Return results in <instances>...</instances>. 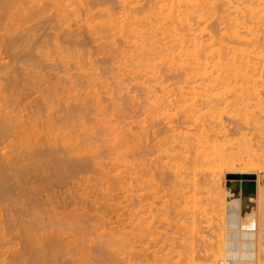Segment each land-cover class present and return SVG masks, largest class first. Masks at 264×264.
I'll return each mask as SVG.
<instances>
[{
	"label": "bare ground",
	"instance_id": "6f19581e",
	"mask_svg": "<svg viewBox=\"0 0 264 264\" xmlns=\"http://www.w3.org/2000/svg\"><path fill=\"white\" fill-rule=\"evenodd\" d=\"M3 1H5V0H3ZM3 1H1V2L3 3ZM39 1L40 0H6V2H4L2 4V6L0 7V16H1L0 20H2V21L4 20L3 22L0 21V22H2L0 24H3V25L0 26V28L2 26H4L5 28L3 27L4 28L3 30H5L4 32H6L7 28H11V27L13 28V26H15L16 24H19L23 20H26L29 16H33L32 18H34V16L36 17L37 13L41 12V15H43V17H44L46 11L50 12V11L54 10V13H56L55 15H57V17L60 18V21H58V22L59 23L62 22L63 25L67 24L69 26V29H70V27H72V25L74 23L76 24V22H78V24H79V19L83 17V16L81 17L82 14H80L81 12L78 10L79 7H80L79 4H81V7L83 5H84V7H86L87 5L89 6L86 9V17L87 18H85L86 19L85 23L84 22H80V23H84L85 26L87 24H90L88 27L86 26V28H90V29L93 28L94 31L91 30L92 33H90V34H92L91 37L95 36V37L98 38V37H100L99 35L103 34V36H102L103 38L102 37H100V38L107 39L105 31H107V32L111 31L112 32V30H115L113 32L117 33L116 32V28H115L116 25L114 27L112 26V25H114V23H117V25H118L119 23H122V22L126 23L127 22V24H128V21L130 20L129 24H131V26L125 27L127 24L123 25V23H122L119 26V28H117V31L119 32V33H117V35H119V39L122 40V43H120V46H122L121 44L124 43L123 46L125 45L127 48H129V49H127L125 47V50H128L129 53H131L130 51H134L132 48H134V49L136 48L135 49L136 53L134 52V54H132L133 53L132 52L131 53L132 55L129 54V56L132 58V64H133V61H134L135 64H133V65H136L137 68L135 66H134L136 68L135 70L132 69V68H131L132 70L127 68L130 71L128 70L129 74L126 73V72H125V74H127V76H130V77H128L129 79H127L125 77L124 80L126 81V79H127V80H130L131 82L135 83V85H136L135 90H136V88L140 89L141 92L143 93L142 94L143 96L141 95V98H142L141 100H143V102L142 103L139 102L140 104H138V108L140 109V111L143 109L142 113H143V115H146L145 116L147 118L146 121L147 120L152 121L154 119V121L158 122V124H162V123H159V121H157V119H155V118H157V116L161 115V114H162V116L166 117V121H164L165 124H163V125H165L164 129L161 130L160 132L162 134L165 133V134H168V135H167V137L165 135L164 138H163L164 135L162 136V138H163L162 140H164V141L160 140L158 137L161 135V133L159 134V131H154L156 129L155 126L150 128L149 127L150 125L147 124V122L145 121V118L143 120L146 123L143 122V121L139 122L138 123L139 126H140L139 128L136 127V126H138V124L137 125L135 124L136 126L134 124H132V125H134L136 127V129L137 128H138V130L140 129L139 132L138 131L134 132L132 129L130 130L128 128V126H127L129 120L125 123V119L126 118L128 119V117L130 116L129 113H128V115H129L128 117H126L125 114H124V116L120 115V117L122 116L121 119L123 120L124 124L122 122H120V121H119L120 122V124H119V122L116 120L117 119L116 116H115L116 117L115 120L117 122L113 121L114 117L109 119L108 117H110V116L112 117V114H113V116L115 114L117 115V113H114V112L117 111L118 114H119L121 109H123L124 105H123L122 108L119 106L121 108L120 109L118 107V105L116 106V104L119 103L117 101H116L117 103L114 101L115 105L113 104V105L110 106V102H109V104H105V103H108V101L105 102L102 99V97H101L102 95L99 94L102 91L101 92H98L97 90L95 91V88L98 86L97 84H100V87H101V83H102V82L99 83V80H101V79L96 81L97 84L95 83V78L97 77L94 74L95 73L94 72V70H95L94 67H96L95 65H93L94 67H92L93 71L91 73L94 76H96V77L93 78L94 80L91 79L90 82L87 79H85V80H87V83H86V81L84 82L83 80H81V82H79L76 79L75 80L77 82H75L73 77L71 79H68V81H69V82H67V83H69L68 85H67V83H64L62 85L63 81L60 84V80L59 79L57 81H55L57 83L54 85V87H55V89L57 88V90H58V91H56L57 94L60 91L59 87L61 85L64 86L66 84L68 86V89H65L63 87L62 88L63 90L61 89V91H60L61 92L60 96L63 95L62 93H64L65 95L67 93V95H68L67 98L68 99L64 98L63 96L59 97L60 106H59V103L57 105V106H59L58 107L59 109L57 108L58 110L56 111V113L53 112L52 114L47 116V120H45L46 122L39 121L38 118H37V120L39 121V123H38L37 120H34V119H36V117L41 116L40 114L43 113V110H42L43 108L42 107H41L42 109L40 107H38V109H39L38 112L40 111V109L42 111V112H39L40 114H37L36 110H35V112L31 113V114H35L36 113L37 116H35V118L33 117L34 119L31 118L30 114H29L28 117L26 116L28 118V120H27L26 117H23V118L21 117L20 118L18 115H15L14 113H15L16 109L11 111V108L14 109L15 107H17V105H16L17 103L19 105L21 103H19L16 100L13 99L15 101V103L13 101V103L15 105V107L13 108L14 105L12 103H11L12 106H10V105H9V107L7 106L8 105L7 103L11 101V100L10 101L7 100V98H9L8 96L6 98L7 102L4 100L5 99L4 97L6 96L5 94H8L9 91H10V90H8V93H7V90H6L7 87H8L7 84L8 85L10 83L12 84V82L9 83L10 79H9L7 84H6L5 81H3V82H5L4 83L5 86H7L6 88H4L5 86L3 87V85H1L3 83L0 82L1 83L0 87L3 88V89L0 88V103H1L2 99H3L2 101L4 102L3 106L1 105V107H0L1 108L0 109V141H1V143H0V146H1L0 147V165H1V167H0V170H1L0 171V207H3V204L6 205L8 202H12V198L13 199L15 197L18 198L19 195L23 196V198H24V195H25L26 196L25 198H28L27 196L31 193V196H32V194L34 192H30L29 194L27 193L28 194L27 195L25 191H27V189L29 188V185H31V184L33 185V184H36V183L38 184V187L37 188L35 187L36 189L34 188V190H38V188H39L40 195L41 194H45L46 198L49 200V202H48L49 204H47V205L52 206V202H54V201H52L51 198H57L58 199V197H56L57 195L55 193L57 187H55V186H58L59 184L61 185V183L64 184L65 180H67V178H69L73 172L74 173L75 172H79V171L83 172V170L86 171L85 169L88 168L87 166L90 163V162L88 163V161H89L91 156L89 157L88 161H86L88 164H86V162L84 161L85 163L81 162V164L78 165L79 162L77 163L76 159L79 160L80 158L78 159V158H76V156H75L76 159L72 158V153L74 155L75 154L76 155L77 154L80 155L82 153V151H83L82 145L85 146V144L87 142L85 141L86 142L85 144H83V141L79 143L78 141H79L80 137L77 140L78 137H76L75 136L76 134H74V138H76V139H74L72 137V130L75 129V125L74 124H76L78 121L81 122L80 120L83 119L84 115L87 116L86 113H88V111L90 112L91 111L90 109L93 108L92 110H95L96 114L98 112V115L100 114L101 117L104 116L103 119H101V120L99 119V120L100 121H102V120L104 121V123L102 124V127L104 128L105 132L107 131L106 132L107 133L106 136H108V137L112 136L113 138L111 137L110 139H108V144L106 142L108 150L105 149V150H107V153H108L106 155L109 158V160L111 161V163H110L111 167L109 166L110 170H107L108 167L103 162H101V161H100L101 163L100 162H94L95 165H93L92 168L94 166H101L102 167L104 165V168H101V167L98 168L97 167L99 169V171H102L99 174H101V177L102 176L103 177L102 178L100 177L99 180H102L103 182L101 181L102 183L100 184V186H98L99 183H97V182L99 180H97L96 183L98 185L96 183H94V186L96 188L94 186H92V184L90 185L89 184L90 182H89L88 183L89 184L88 187L90 188V186H91V188L92 189L95 188L96 191L98 189H99V191H100V189H102V191H104L103 193H105L104 196L102 195L103 193L101 194L102 198H105L106 200H102V201H104V204L102 203L103 206H101V204L99 202H97L98 200L95 201L93 199V201H91L92 199L91 200L90 199L89 200L86 199V202H87L86 204H88V201H91L90 202L91 204H95L96 205V203H97V205L100 204V206L102 207V208L98 207V208H101L100 209V213H98V214H97V212L99 211V209L97 208V209L94 210V213H96L94 215V217H93V214H91V212L89 211V208H84L83 207V209H78L77 206L75 208L78 209L77 210L78 213H79V210H82L83 211V213H82L83 216L87 217L90 221H91L92 218L96 221L95 222V221L92 220V223H90L89 226H91V224H94V222H95L96 224H94V226L92 225V228L94 227L95 232L97 231L98 233H100L97 236L98 237L97 241L98 242L100 241V244L99 243H97V244H99L100 247L102 245V247L100 248L99 245H98V247L100 248V251H98V253L101 252L104 255L105 252L106 253L110 252L109 254H112L111 256L113 257V260H114L113 264H115V262H116V264H120L118 260L120 259V257L123 256V254H124L123 251L126 252V250L127 251L130 250V251H128L130 253L127 252L130 255H126V254H124V255L127 256V258H128L127 260L130 261V262L127 261L129 264L131 263V259H133L132 262L135 263L134 262L135 254L133 255V253L136 252L135 251L136 244H132V242L135 243L136 241H134V240H137V239L135 238V236H133V237H131V238H133V240L131 242V240H129L131 238H129L130 236H128L129 235V233L127 232L128 230L126 229L127 231L124 230V232L122 233L123 228H121V227H124V224L127 225L126 221L129 219V217H132L133 215L131 214L132 216H130V214H129V216L127 217V214L126 213H122V209H121V213L125 214V216H126L124 220H126L128 218L126 221L123 220L124 217H123L122 214H120V208L124 207L122 205L123 201L122 200L119 201V199H118L119 197L117 198V196H119L120 192L123 191V187H124V190H125V188H126L125 186L129 187L131 185L129 188L134 190V188H132V185L134 187V184H133V182L135 180V176L134 175L137 174L136 176H138V175H141L140 173H142V171L145 172L144 170L151 171L153 169H155V170L157 169V171H158V169H161V171L163 169H167V170H170V169L193 170V171H196V172H198V173H200L202 175H205V177L202 180V182H203L202 184L205 185V186H207V185H211L212 186L213 190L215 191V193H214L215 200H219L220 196H224L226 198V205H227V209H228L229 212H228V219H227L226 224H219V222H217L215 224V226L212 227L213 233L211 234L210 239L208 240L209 242L207 241V243L205 244V250L203 251V254H202L203 257L201 256L202 258H200V259L203 260V263H201L202 261H199L200 263L196 262V260L198 261V259L195 260L193 258H188V260L192 259V261H189V263L192 262L191 264H216L217 261H219V259L221 257L228 256V257L232 258L233 261H237V260H248L249 261V260L255 259L257 264H263L264 263V235L260 234L259 236L258 235L256 236V234H254L255 232H253V233L251 232L250 234H248L249 232L248 233L247 232L244 233L243 236H245V237L249 236V237H251V239H254V241L252 240L253 242L250 239L251 243L248 244V246L251 249V253L247 254V253H239V251L238 252H232V251L227 252L226 251L227 249H236V250H238V249H240V247L244 246L243 244H241L239 242L227 241V240H230L231 237L237 238V237H239L241 235L239 233H237V232L236 233L235 232L234 233H230V232L226 231L227 228L234 229V228L238 227L239 200H242V199H241V196L234 189H232L230 187H226L224 185V183L222 182L221 176L224 175V174L235 175L237 173L254 174L256 172L264 170V15H263V18L261 16V18L263 20L259 19V20H261L259 22H257L258 19L257 20L255 19L256 22H254V20L253 21L244 20L245 19L244 15H243L244 19L242 21H240L242 19V14L244 13L243 12L244 10H241L243 13L241 12V15H240V14H238L236 12L233 14L232 11H231L232 9L228 10V11L225 9L227 13H230V11L232 13V17L229 16L230 14L227 15V17L234 18V16L236 15V17L237 18L239 17L240 20H236V22H234V23H230V22L227 23V21L225 20L227 18L226 17L225 19L223 18L226 21V23L224 21V22H222L223 23L222 25H219V23H218V26H217V25H215V24H217L216 23L217 21L216 22L214 21L215 22V24L213 23L214 25L212 23L211 24L209 23L210 16L206 15V14H209L206 11V9H207L206 6H205L206 9L203 8V9H205V13H204V11H201V10L199 12V10L196 9V11H198V14L202 12L201 13L202 15L204 14V15H206V18L208 17V20L206 18H203V20H202V15L201 14H199V15H201V17L198 16L197 12L194 11V12H196V13H194L192 11V9L191 10L188 9L189 7L185 8V10H184L182 8L183 6L181 5L182 6L181 8L183 9V11L184 12L186 11V15L188 14L187 17L189 16V18H190L191 15H193V17L196 16L195 19H197V16L201 18L199 20L202 21V22H200V21L195 22V21H193L194 19L192 17H191L192 21H191V18L189 19L187 17L186 18L183 17L184 16L183 14H185V13H182L181 9H180L181 11H179L178 8L180 6L178 5L179 7H177V5H176L177 4L176 3L177 0H175V3L174 4L172 3V5H171L170 2H173V0H171L170 2L168 0H166V1L163 0L162 2L164 4L166 2H168L170 4L169 6L166 5V4L164 6L162 4L161 10L163 12H165V13H162V11L158 12V10H156V9H155L156 10V13H155V10H152L151 14H150V12L148 14H149V17L151 15L154 16V17L151 16L150 18L153 17L155 19L154 20L155 22L153 21V23H155V24H153L150 20H148V21H150L151 25L147 26V24L149 22L146 21L145 22L146 25H144V23H143V25L145 26L144 27V26H142V24L140 23L138 18L137 19H138L139 22L137 20L135 21V19H136L135 17H139V15L137 16V14H136V16H135V14L133 15L131 11H130V13L129 12H125L126 11V7L128 8V4L127 5L125 4L126 5L125 11L124 12L121 11V12L122 13H128V14L132 15L133 17H130V15H129V17L125 15L126 17H128V20H126V17H125V21L123 20V21L120 22V20L118 18H116V15H117L116 13L118 12L117 10L115 12L114 11L115 9L112 10V8L106 7L105 4L103 6H105L106 9H105V7H103V8L99 7L101 10L100 9L97 10V8H98L97 6H99V4L102 6V4H103V3H101L102 1L100 2V0H87V2H84V0H83L84 4L81 2L82 0H78V2H76V0H74V1L73 0H45V1L43 0L44 2L41 0L42 1V3L40 2L41 4H39ZM71 1H73V2H71ZM117 1H119V0H117ZM130 1L131 2L133 1L132 3L136 2V0L135 1L134 0H129V2ZM159 1H161V0H159ZM200 1L198 2L196 0V2H195V0H192V1H190L191 3L187 2V1L186 2L188 4L190 3L191 4V5L189 4L190 6H192V4L194 2L193 7L198 2L197 5H199V7H200V6H202V4H204V3H201L202 1L201 2ZM208 1H210V0H208ZM75 2L78 3L76 6L79 5V7L77 9L76 8H74V9L72 8V5ZM109 2L113 3L114 1H109ZM109 2H108V4H110ZM145 2H146V0H145ZM182 2L180 4H183ZM215 2H217V1H215ZM223 2H222V4H223ZM257 2L261 3V1H257ZM105 3H107V2H105ZM115 3H118V2H115ZM119 3H118V5H121ZM132 3H131V5H129V7H131L132 9H135L138 6V4L135 3V5H132ZM137 3H139L138 0H137ZM211 3L213 4V6L216 4V3L214 4L213 2H211ZM152 4H153V2H152ZM154 4H156V2ZM217 4H218V2H217ZM141 5H142V3H141ZM173 5H174V7H173ZM207 5L209 6V3ZM225 5L226 4H223V6H225ZM45 6H47V7H45ZM124 6H122V7H124ZM133 6H135V8ZM157 6L159 7V5H157ZM157 6H156V8H157ZM163 6H164V8H163ZM220 6H222V5H220ZM220 6H218L219 8L217 7V9H218L219 12L220 11L222 12V10H219V9H221ZM257 6H259V5H257ZM262 6L264 7V5H262ZM43 7H45V9L47 8L49 10L46 9V11H45V9ZM95 7H97L95 10H97L98 12L101 11V12H99L100 14L102 12L104 14L107 13L110 17L114 18V19H112L109 16H107V17L110 18L111 21L113 20L112 23L110 24V23L106 22V21L109 20L108 18L105 21L102 20V22H104V23H102L100 20H98V21H100L101 23L100 22L97 23L95 21V20L98 19V18H96L97 12L94 10ZM120 7H116V8L119 9ZM122 7H121V9H119V11L123 10ZM138 7L140 8L141 6H138ZM142 7H144V6H142ZM202 7H204V5ZM232 7L234 8V6H232ZM253 7H255V5ZM260 7L261 6H259L258 8H260ZM131 8H130V10H131ZM149 8H150V6H149ZM195 8H196V6H195ZM39 9H40V11H39ZM164 9H166V11L168 9V12H166ZM175 9L176 10L178 9L177 10L178 12L175 11ZM198 9H201V8H198ZM214 9H212V12L214 11ZM217 9H215L216 13H217V11H216ZM260 9H262V7ZM41 10H43V12ZM110 10L115 12V14H113L112 11H110ZM137 10H140V9H137ZM189 10L191 12H193V13H191ZM253 10L257 11L258 9H256V10L253 9ZM253 10H251L250 13L253 12ZM37 11H39V12H37ZM148 11H150V10H148ZM187 11H188V13H187ZM263 11H264V8H263ZM121 12H119V13L122 14ZM176 12H177V14H174ZM219 12L217 14L220 15ZM226 12L224 11L222 13L225 14ZM237 12H239V11L237 10ZM257 12L256 13L254 12L255 15L253 13H251V14H253L254 16L257 17V15L259 14V13L257 14ZM259 12H261L260 14H262L261 10ZM51 13L52 12H50V14ZM152 13H154V14H152ZM158 13L161 16H163L162 14H164V16L160 17L158 15ZM166 13H168L169 16L166 15V17H165ZM53 14L50 15L51 18H52V16H55ZM84 14H85V12H84ZM41 15L39 13V15H37V16H40V18H41L42 17ZM106 15H102V16H106ZM174 15H176L177 18ZM245 15L247 16V13ZM259 15H258V17H259ZM50 16L47 15L46 17H50ZM145 16H147V15L145 14ZM214 16L216 17L218 15H216L214 13ZM43 17H42V19H43ZM46 17H44V18H46ZM97 17H99V16H97ZM119 17L121 18L122 16L119 15ZM220 17H221V15H220ZM224 17H225V15H224ZM236 17L234 19L228 18V20H230V21L233 20L234 21L235 19H237ZM130 18H132L133 20H131ZM139 18H143V17H139ZM156 18H158L159 21L158 20L156 21ZM166 18H168L167 20L170 19V21H166ZM247 18L251 19L250 16H247L246 19ZM29 19H31V17L28 18L27 20H29ZM39 19H37V20H39ZM42 19L39 20L38 23H40L42 21ZM88 19H90V20H88ZM91 19L92 20L95 19L94 20L95 22L92 21ZM115 19L119 20V21H116ZM161 19L165 20V21H161ZM204 19H206V20H204ZM214 19L216 20V19H218V17H216ZM30 21L28 22L29 25H30ZM34 21H33V23L36 22V21L35 22ZM73 21H74V23H72ZM134 21L136 22V24L138 22V24H137L138 26L135 24ZM211 21H212V19H211ZM221 21H222V19H221ZM221 21L219 20V22H221ZM24 22L25 21H23L22 24ZM66 22H68V23H66ZM132 22L136 26H132L133 25ZM203 22L204 23L208 22V23H206L207 25H202L201 23H203ZM31 23H32V21H31ZM62 23H60V24H62ZM91 23L93 25H95L96 23L97 24L100 23V24L99 25H95V27L94 26L92 27ZM25 24H27V23L25 22ZM75 24H74V26H75ZM84 25H82V26H84ZM21 26H24V24L21 25ZM80 26H81V24H80ZM116 27H118V26H116ZM14 28L17 29L18 27L15 26ZM31 28L33 29V27H31ZM31 28L29 30H31ZM113 28H115V29H113ZM62 29H64V28H62ZM67 29L68 28H66V30ZM8 30L9 31H7V32L10 33V29H8ZM87 30H89V29H87ZM13 31L15 32L16 30H13ZM71 31H73V29ZM78 31H79V29H78ZM14 32H12V34ZM32 32H33V30L31 31V33ZM20 33L18 34L19 36H20ZM31 33H30V36H29V34L27 36L31 37L32 36ZM73 33H72V35H73ZM79 33H82V32L79 31ZM115 33H112L113 35L111 33H109V34L114 37V35L116 36ZM5 35H7V37L9 38L10 34L6 33ZM87 35H89V34H87ZM68 36H69V34H68ZM12 37L14 38V35L11 36L10 39H12ZM77 37L80 38L81 36H78V35L75 36L74 40H76ZM3 38H4V36H3ZM16 38H18V37H15L14 40ZM24 38H26V37L24 36ZM97 38H94V39H96L95 40L96 42H100V41L102 42L103 41V40H98L97 41ZM109 38L112 39V37H109ZM115 38L116 37H114V40H115ZM21 39H23V37ZM86 39H87V37H86ZM90 39H92V38H90ZM117 39H118V36H117ZM8 40H6V41H8ZM19 40H20V38H19ZM19 40L17 39V41H19ZM91 41L93 42V40H91ZM113 41L110 42V43L114 45ZM78 42H80V41L78 40ZM96 42L94 43V45L96 44ZM106 42H108V40L105 41V43L103 42L104 45H106ZM109 42L107 43L108 45H109ZM114 42L117 43V41H114ZM7 43L9 44V42H6V45H7ZM86 43H88V42H86ZM100 43H99V45L97 43V45L100 46ZM158 43H161L160 46L157 45ZM91 44L93 45V43H91ZM102 44H101V46H102ZM97 45H96V47H97ZM116 45H118V44H116ZM155 45L158 46V47L156 48ZM12 46L14 47L13 44H12ZM12 46L10 47L11 49L13 48ZM30 46H32V45H30ZM120 46H118V47L114 46V47H115V49H117V48L119 49V48H121ZM123 46H122V48L124 50ZM16 47H15V49H16ZM151 47H154L156 49V51H158V49H160L159 53L162 54L164 52L165 57H164L163 54H162L163 57H161L162 55L159 54L158 52H156L154 48H152V50H151ZM111 48H113V47H111ZM6 49H5V51H6ZM27 49H29V46L27 47ZM27 49H26V51H27ZM32 49H33V46H32ZM118 49H117V51H119ZM147 49H148L149 52L147 51ZM12 50H14V49H12ZM106 50H108V48ZM106 50H103V51L99 50V51L103 53V52H107ZM110 50H111V52H113V49H110ZM8 51H9V45H8ZM121 51L122 50L119 51V54L117 56L120 55V57L123 56V58L126 57L125 59H128L129 57L126 55L127 51H125L126 52L125 56L121 53ZM146 51H147V53H146ZM85 52H87V51H84V56L86 54ZM111 52H109V51L107 52L108 54L110 53L109 56H112ZM155 52L159 54V57H156L157 54ZM74 53L76 54V52H74ZM77 53L79 54L80 52H77ZM23 54H25V51H24ZM28 54H29V52H28ZM8 55H9V52H8ZM69 55H70V53H69ZM80 55L82 56L81 53H80ZM93 55H95V54H93ZM100 55H102V54H100ZM145 55H148V57L145 56ZM10 56H11V54H10ZM30 56H31V54H30ZM72 56H73V54H72ZM81 56L79 57L80 60L82 59ZM88 58L85 57V59L84 58L83 59L84 60H86V59L88 60ZM105 58H106V56H105ZM131 58H129V59H131ZM165 58H166V63L169 62V64H167L169 66H166L167 69L165 70L166 73L164 74L161 71L162 68H160L161 70L159 71V68H158L159 66L157 67V65H155V64L158 62V59L161 61L160 64L162 63L163 60L165 62ZM16 59H18V58H16ZM23 59H25V58H23ZM72 59H74V58H72ZM107 59H109V57ZM120 59H118V60L120 61ZM111 60H113V59H111ZM118 60H116V61H118ZM156 60H157V62L155 63L154 61H156ZM23 61H25V60H23ZM90 61H92V60H90ZM107 61H109V60H107ZM122 61H121L120 65L124 62L123 64H126L125 66H127V63L129 61H131V60H128V61L126 60V61H123V62ZM135 61H137V63ZM26 62H27V59H26ZM125 62H127V63H125ZM152 62L154 64H152ZM67 63H68V61H67ZM88 63H89V61H88ZM107 64H111V63H109V62L106 63V66H107ZM4 65L5 64H3V66ZM90 65H89V67H90ZM118 65H119V62H118ZM129 65L131 66V64H129ZM129 65L127 67H129ZM143 65H144V69L145 70L148 68L146 71L145 70L142 71L143 68H141L140 66L143 67ZM85 66H86V69H87L88 66L86 64H85ZM119 66H118V69L120 68ZM79 67H77L78 70L82 68V67L81 68H79ZM112 67H114V66H112ZM92 68L90 67L89 69H92ZM139 68H141V69H139ZM9 69H10V67H9ZM122 69H124V68L122 67ZM137 69H139L140 71H138ZM7 70H5V71H7ZM106 70H108V69H105L104 71H106ZM113 70H115V69L113 68ZM133 70L134 71L137 70V71L133 72ZM10 71H13V70L10 69ZM84 71H85V68H84ZM84 71H82V72H84ZM122 71H121V74H122ZM131 71H132V73H131ZM167 71H168V75H169V73L171 74V77H170V75L168 77L166 76L167 75ZM8 72H7V74H9ZM15 72L13 71V74H11L12 72H10V74H11L12 77L16 78L17 76H14ZM42 73H44V71ZM113 73L111 75H114ZM4 74H5V72H4ZM7 74H6V76L5 75L4 76L8 77L9 75L7 76ZM38 74H41V73H38ZM38 74H36V75L38 77H41ZM125 74H124V76H125ZM172 74H173V76H172ZM4 76H2V77H4ZM26 76H25V78H26ZM28 76H30V74ZM79 76H81V75H79ZM85 76L87 78L88 75L84 74L83 78ZM116 76H118V75L115 74V77H114L115 79L113 78L114 80L117 79ZM119 76H121V75L119 74ZM18 77H19V75H18ZM18 77H17V79L19 80L20 78H18ZM43 77H45V76L43 75ZM58 77L59 76H57V78ZM77 77H78V75H77ZM77 77L75 76V78H77ZM122 77H123V74H122L121 78ZM25 78L23 80L24 83L26 82ZM42 78H38V80H40ZM83 78H81V79H83ZM104 78L105 77H103L102 80L106 79V78L105 79ZM46 79L50 80V77L46 78ZM108 79H109V77H108ZM14 80L15 79H13L12 81L14 82ZM33 80H35L34 77H33ZM111 80L112 79H110V81ZM124 80L122 78L123 82H124ZM27 81H28V77H27ZM58 81H59V83H58ZM19 82H20V80H19ZM30 82H32V81L30 80ZM92 82H93V84L95 83L97 85L96 86L94 84L95 87L94 88L92 87L94 90H92L91 87L88 88L89 86H91L90 83H92ZM103 82H105L103 84V86L104 85L106 86L107 82L106 81H103ZM127 82L128 81H126V84H127ZM130 83L128 82V85ZM42 84H43V82H42ZM84 84H87L88 86H84ZM10 85H9V88L13 90V88H15L17 86V83L13 84V85H15L13 88H11L12 85L11 86ZM25 85H27V84H25ZM51 85L53 86L52 82H51ZM116 85H117V83H116ZM128 85H124V87L127 86V90L129 89L130 91H132V89L128 88ZM107 86H108V84H107ZM118 86L121 87V85H118ZM43 87L47 88L46 85L43 86ZM49 87H51V86H49ZM83 87H87L88 89H91L90 91L88 90L89 92L84 93V94H87V95H84L83 92H81V91H83L82 90ZM98 87H97V89H98ZM109 87H112V86H110V84H109ZM87 88L85 90H87ZM4 89H5L6 92L4 91ZM33 89H35V88H33ZM102 89L103 88L101 87V90ZM12 90H11V93H12ZM22 90H23V93H21V94L24 95V89H22ZM31 90L29 89V91H31ZM85 90H84V92H85ZM108 90H109L108 92L110 93L111 89H108ZM25 91H28V90H25ZM62 91H64V92H62ZM122 91L124 92L125 90H123V88H122ZM13 92H15V90ZM40 92L42 93V91H40ZM133 92H135V91H133ZM133 92L132 93L130 92V93L133 94ZM17 93H18V91H17ZM17 93H15V94L17 95ZM72 93L73 94L75 93L74 96H73ZM116 93H117V91H116ZM1 94L2 95L4 94V96L2 97ZM49 94H47V95H49ZM53 94H54V91H53ZM126 94L127 93H123V96L126 95ZM8 95H11V94H8ZM70 95L73 98H75V99H73L74 103L73 102L71 103L72 98H69ZM106 95L109 96L108 94H106ZM114 95H115V93H114ZM135 95H137V94L135 93ZM135 95L133 97H131V96L130 97L136 99L139 96V95H137V97H136ZM15 96L13 98H15ZM52 96L56 97V94H54ZM118 96L120 98H122L121 97L122 95H118ZM48 97H47V99H49V101H50V97L49 98ZM57 97H58V95H57ZM103 97L107 98L106 96H103ZM112 97H113V95H112ZM114 97H116V96H114ZM127 97H128V95H127ZM19 98H20V95H19ZM42 98H43V96H42ZM43 99H45V98H43ZM55 99H57V98H55ZM139 99H140V97H139ZM139 99L137 98L135 100V102L136 101H140ZM69 100H71V101H69ZM111 100H113V99L111 98ZM129 100H130V98H129ZM38 101H37V103H38ZM25 102H27V99H26ZM56 102H58V101H56ZM123 102H124V100H123ZM33 103H34V100H33ZM42 103H44V102H42ZM127 103H124V104H127ZM134 105H135V103H134ZM36 106H38V105H36ZM36 106H35V108H36ZM41 106H43V105H41ZM51 106H52V104H51ZM43 107H46V106L44 105ZM47 107H48V105H47ZM53 107H55V106L53 105ZM140 107H143V108H140ZM49 108H51V107H49ZM135 108H137V106H135ZM7 109H8V111H7ZM19 109H20V107L18 108V111H19ZM132 109H134V108H132ZM49 110L50 109H48V111ZM52 110H53V108H52ZM112 111H114V112H112ZM123 111H125L127 113L128 110L127 111L123 110ZM45 112H46V110H45ZM50 112H52V111H50ZM91 112H93V111H91ZM240 112H243V113L245 112L244 114H246V115H243V117H241L238 114ZM23 113H25V110H23ZM93 113L95 114V112H93ZM120 113L122 114L123 112L121 111ZM243 113H241V114H243ZM91 114H90V116H93V114L92 115ZM155 115H157V116H155ZM24 116H25V114H24ZM136 116H138V115L135 114V117ZM88 117H89V115H88ZM25 118H26V120H24ZM41 118H44V117H41ZM41 118H39V119H41ZM93 118H91V120ZM138 118H139V116H138ZM159 118L160 117H158V120H159ZM162 118L163 117H161V119ZM140 119H141V117H140ZM91 120H88V121L91 122ZM96 120H98V119H96ZM83 121H86V118ZM83 121H82V123L78 122L79 124H82V125H79L80 128H82V129H84L85 127L87 128V126H88V124H87L88 122L86 123V122H83ZM154 121H152V123ZM136 122H138V121H136ZM78 123L76 125H78ZM95 123H96V121H95ZM95 123L92 121L91 125L95 124ZM141 123H144L145 125L144 124L142 125ZM71 124H73L72 126H74V128L73 127L70 128ZM122 124L124 126H122ZM154 125H156V124L154 123ZM99 126L100 125H98V127ZM156 126H159V125H156ZM92 127H88L87 128L88 133L89 132L93 133L90 130V128L92 129ZM76 129L79 130V127L76 128ZM94 129H95V126H94ZM78 130H73V131H78ZM96 130H97V128H96ZM151 130L154 132V134L152 132L153 136L158 133V136L157 135L155 136L158 139L154 137L155 138V140H154L155 144H153L152 146L150 145V143L148 145V142H147L149 140L148 136L150 135ZM80 131L78 132L77 135H79V133H81ZM98 131L100 132V130H98ZM254 131L256 133V137L259 139L258 140L256 138L257 139L256 141H258V143L260 145L258 143L255 144L256 146L259 145V148L257 147L258 149L257 148L255 149L253 147L255 145H252L250 149H242V152H240V155H238L236 157L234 154L229 153L228 149H224L221 146V141L227 139V137H230L231 136L230 134L233 133V132L236 133V134H242L244 137L247 138V135L249 137H251V136L253 137L254 134H255ZM85 132H86V130H85ZM105 132H103V133H105ZM249 132L251 134H253V135L248 134ZM89 134L86 133V134L83 135V133H81V135L83 136L81 138L83 139L84 136L86 135V137H88V140H89V138L91 139V136L93 137V135L90 136ZM87 135H89L90 137L87 136ZM94 135L96 136V134H94ZM166 138L170 139V140H168L169 142L166 141L167 140ZM254 138H255V136H254ZM86 140H87V138H86ZM143 140H145L144 143L147 142V143H145V146L143 144ZM90 141L91 140H89V142ZM6 142H8V143H6ZM90 143H91V145L90 144L89 145L86 144L88 147L91 146L90 149L87 146L86 147L88 149L86 147L85 148H86V151L89 150V152L90 151L92 152V148H93V146H92L93 144L92 143H94V144H96V143L95 142H90ZM96 145H98V144H96ZM96 145H95L94 149H96ZM102 145H99L98 148L101 147ZM101 149H102V151H104L103 150V146H102ZM91 152H90L89 155H91V154H94V156L97 155V154H95L93 152L91 153ZM154 153H157V154L160 153L157 156L158 157H160V156L162 157L161 161L155 162V160L158 157H156V159H154V161L152 160L153 158H151L152 162H151V160L147 161L148 157H151L152 155H153V157H155ZM100 154H101V152L99 153V155ZM87 155H88V153H87ZM87 155L84 158H88ZM81 156H82V154H81ZM81 156H79V157H81ZM94 156H92V158H94ZM73 160H75V162L77 164ZM91 160H94V159H91ZM164 160H167V161L164 162ZM26 161L32 162V166H30L29 162H27L28 165L24 164V162L26 163ZM72 161L75 163V165H74V163ZM98 164H101V165H98ZM107 164H108V162H107ZM43 166L45 168H43ZM105 167H107V168H105ZM36 168L37 169L39 168V170H37ZM40 168L45 169L44 172H42L43 169H41V171H40ZM94 170L95 169H93V171ZM139 171H141V172L138 173ZM148 171H146V172H148ZM164 171L166 172V170H164ZM40 172L44 174V176H43L45 178V179L43 178L44 180L38 175ZM94 172H96V171H94ZM146 172L144 173L145 175L151 174V172L148 173V174H146ZM31 174L35 178L37 176L40 177V178H36V180H34L36 183H31L32 180H33V179H31V176H30ZM76 174H78V173H76ZM79 174H81V172H79ZM144 174H143V177H145ZM159 174L162 175V173H159ZM93 175H92V177H93ZM128 175H129V177H128ZM85 176H87V175H84V177ZM97 177H99V176H97ZM29 179H31V180H29ZM83 180H86V179L84 178ZM130 180L131 181L133 180V182H130ZM224 180H225V175H224ZM89 181H90V179H89ZM92 181H93V179H92ZM94 181H96V180H94ZM136 181H139V179L138 180L136 179ZM140 181H141V179H140ZM87 182L88 181H86V183ZM260 184H261V181L259 179L257 181V195L256 196H258L260 194L261 197H259V198L261 200V198H262L261 193L264 192V189L262 191V187L260 186ZM34 186L35 185H33V187ZM128 187H127L126 190H128ZM84 188H86V186H84ZM89 188H87L85 190H88ZM30 189H31V186L28 189V192H29ZM91 190H90V192H91ZM72 191H74V189ZM99 191H97V192H99ZM134 191H136V190H134ZM37 192L38 191H36V193ZM84 192L86 193V191H84ZM127 192H129V191H127ZM85 193H84L83 196H85ZM96 193H95V195H96ZM65 194H66V197L65 198L63 197L64 202L67 200V202L69 203L70 202L69 200L70 199L72 200L74 197L71 198L72 197L70 195L71 193L70 194L69 193H65ZM81 194H83V193H81ZM111 194L112 195L114 194V195L112 196ZM124 194H126V192ZM21 196H19V198ZM88 196H89V194H88ZM96 196H93V198L96 197ZM125 196H127V199H128V195H125ZM33 198H36V196H34ZM96 198H99V195ZM133 198H132V200L135 199V198L134 199ZM37 199H39V198L37 197ZM57 199H55V200H57ZM80 199L84 200L83 197L80 198ZM124 199L125 198H123V200ZM19 200L21 201V203H18V202H20ZM30 200H32V199H30ZM36 200H35V202H36ZM73 200H75V199H73ZM99 200H100V198H99ZM33 201H31V205L34 206V209L31 206H29V207L32 208L31 209L32 212H35V214H37L38 218L42 219V216H40L41 215L40 213H42V211H44V212L47 211L48 212L49 210L48 209L46 210V208L44 209V208H42L40 206H35L36 204H35V202L33 203ZM38 201L36 203H38ZM50 201H52L51 204H50ZM57 201H55V203ZM94 201H95V203H92ZM124 201H126V199ZM252 201H254V198L252 199ZM13 202L16 205L17 204L18 205L21 204L19 206L20 208H16L15 207L16 209H18V210L20 209L21 210V211L19 210L21 212V214H23L25 212V210L28 209L26 207L27 203L25 204L21 199H18V201H14L13 200ZM22 202H23L24 205L22 204ZM80 202L82 203L81 200H80ZM134 202H135V200H134ZM40 203H41V200H40ZM40 203H38V204H40ZM58 203H60V202H58ZM71 203L74 204V202H71ZM81 203H80V205H81ZM124 203L126 204V202H124ZM66 204H64V208L65 209H63L62 213H58L57 210H55V212L49 211L50 213L45 215V213L43 212L44 215H43V213H42V215L43 216H48V218L47 219L43 218L42 220H40V219L38 220V218H37V219H35L37 221L32 222V221H34V220H32L31 221L32 223L28 222V221H30L29 218H28L29 217L28 215H30V214L26 213V212L25 213L27 214V218H28V221H26V222H25V219L23 218L24 216L23 217L19 216L20 214L18 216L23 218V221H22L21 218L17 219L15 216H14L15 219L13 217H12V219H10L11 218L10 217L7 221H4L6 218H4V220L0 219V257H2V256L3 257L4 256L7 257V254L10 253V254H12L14 256L13 257V259H14L13 262L15 261L16 264H60L61 259L63 257L64 258L69 257L68 255H71L73 258H74L73 255H75V257H76L77 253L76 254H74V253L76 252V250L79 251L80 248H83L82 245H83V241H85V240L81 239V236H80L81 233H78L76 231V230L79 231V229H78L79 227L73 229L74 228L73 225H76V224H74L75 222H72L73 221L72 218L74 216L73 215L74 212L73 213H72V211L68 212L69 204H68V206ZM75 204L77 205V203H75ZM28 205H30V203ZM127 205H128V208H129V206L130 207L132 206L131 204L129 205L128 203H127ZM253 205H254V203H253ZM58 206H61V205H58ZM92 206L94 207V205H92ZM78 207H79V202H78ZM86 207H87V205H86ZM94 208H96V207H94ZM132 208L133 207H131V209ZM0 209L2 210V208H0ZM7 209H9V207ZM73 209H74V207H73ZM252 209L254 210V207ZM125 211L126 210H123V212H125ZM8 212H9V210H8ZM27 212H28V210H27ZM29 212H30V210H29ZM135 212H136V210L133 213H135ZM13 214H14V212H13ZM82 214H81L80 217H83ZM23 215H25V214H23ZM90 215H92V216H90ZM262 217L264 218V216H262ZM81 219H79V220H81ZM135 220H137V217H136ZM129 221H130V219H129ZM217 221H218V219H217ZM261 221H260L261 224H260L259 227H260V232L263 233L264 232V220H261ZM80 222L78 221L77 223L80 224ZM87 222H89V221H87ZM127 223H128V221H127ZM132 223H134V221ZM132 223H131V227H132V225H134ZM135 223H136V221H135ZM141 223L140 224L137 223V224L140 226ZM122 224H123V226H122ZM71 225L73 227H71ZM141 226H143V225H141ZM149 226L151 227V224H149ZM134 227H136V225ZM126 228H128V227L126 226ZM140 228H143V227H140ZM140 228H139V230H140ZM88 229H90V228H88ZM124 229H125V227H124ZM72 230H75L77 232V234H79V235H77V234L75 235V233L72 232ZM145 230L144 231L140 230V232L143 231V233H144V232H146ZM84 231H86V230H84ZM84 231H82V232L84 233ZM125 232H126V235L128 234L127 236L124 234ZM132 233L134 234L135 231L134 232L132 231L130 235H133ZM143 233H142V237H144V235H145ZM12 234H14V236H17V237L19 236V238L22 240V242H24V246H22V247H24V249H21V250L15 249L17 247V245H16L17 243L14 245L15 242L12 240L13 237H11V239H10V236H12ZM151 234L153 235V232H151ZM151 234H148V235H151ZM85 235H87V234H85ZM139 235H136V237L139 236ZM78 236H80V237H78ZM148 237L145 238V239L148 240ZM92 240H93V238H92ZM94 240H95V238H94ZM94 240L92 242H95ZM141 241H145V240L143 239ZM141 241H140V243H141ZM12 242H13V244H12ZM128 243L132 244V245L130 246ZM84 244H87V243H84ZM145 244H146V242H145ZM245 244H247V243H245ZM122 246L124 247L123 250H122ZM246 246L247 245H245V247ZM128 247H130V248H128ZM90 248H92V247H90ZM133 248H134V251H133ZM136 248H138V245H137ZM103 249L107 250V251L103 252L104 251ZM80 250H82V249H80ZM88 250H90V249H87V251ZM85 251L83 250V253H82V251H80L82 253V254L80 253V256L81 255L85 256ZM120 251H122V252H120ZM96 252H95V255H97ZM131 252H133V253H131ZM106 253H105V255H106ZM10 254L8 256H10ZM90 255H92V253H90ZM99 256H102V255L100 254ZM128 256H130V257L133 256V257L131 259H129ZM143 256L141 258H143ZM157 256H158V254L156 255V257ZM163 256H165V255H163ZM85 257H87V255ZM88 257H90V256H88ZM64 258H63V260H64ZM87 258H85V259H87ZM91 258L92 257H90V259ZM135 258H138V256L135 257ZM145 258H144V261H145V263L147 262V264H148L149 262L146 261ZM7 259H8L7 260L8 262H11V260L9 261V257H7ZM69 259H71V258H69ZM92 259H94V257ZM105 259H107V257ZM105 259L104 260L102 259V260L105 262ZM75 260H76V258H74V261ZM96 260H97V258H96ZM98 260H100V259H98ZM113 260H111L110 262H112ZM123 260H124V258H122V261ZM7 261L4 258L0 259V264H9ZM69 261H70L71 264H78V263L81 264L82 263L81 262L82 258H80L79 261L76 260L77 262H75V263H74L73 260H69ZM122 261H121V263H123ZM124 262H126V260ZM93 263L95 264L96 262L93 261ZM133 263H131V264H133ZM164 263H166V262L164 261ZM65 264H67V262ZM222 264H225V263H222ZM227 264H229V263H227Z\"/></svg>",
	"mask_w": 264,
	"mask_h": 264
},
{
	"label": "rangeland",
	"instance_id": "374dc122",
	"mask_svg": "<svg viewBox=\"0 0 264 264\" xmlns=\"http://www.w3.org/2000/svg\"><path fill=\"white\" fill-rule=\"evenodd\" d=\"M1 1H3V0H0V7L2 6V4L4 3V2H6V0L5 1H3V3L1 2ZM43 1V0H42ZM42 1L40 0L39 1V4H41L42 3ZM45 1V0H44ZM43 1V2H44ZM74 1V0H73ZM73 1H71V2H73ZM102 1V2H101ZM107 2V3H105V2ZM109 1H114L113 3L112 2H109ZM135 1V0H134ZM158 1V2H157ZM163 0H161V1H159V0H146V2H145V0H138V2L139 3H137V0H136V4H138V6H141L140 8L138 7H136L137 9H140V10H137L136 8H135V6H133L135 9H132L131 7H129V5H131V3L133 2H129V0H119V1H117V0H100V2L101 3H103L102 4V6L99 4V6H97V7H95L94 8V10L97 8V10H99L100 8L99 7H109V8H112V10L113 9H115L114 11L116 12V10L118 11L116 14V18H118L119 20H120V22L121 21H125V17L126 16H128L129 17V15L130 14H128V13H122V12H124L125 11V7H126V5L128 4V8L126 7V11L125 12H129L130 13V11L132 12V14L134 15L135 14V16H136V14H137V16L139 15V17H143V18H139V17H135L136 19H135V21L137 20L138 21V19H139V21H140V23L142 24V26H144V25H146V21H148V20H150L152 23H153V21L155 20L153 17V15H151V16H153L152 18H150L149 17V12H150V14H151V12H152V10H158V12L159 11H162L161 10V7H162V4L165 6V4L166 5H170L168 2H166L165 4L162 2ZM166 1V0H165ZM169 2L171 1V0H168ZM183 1V2H182ZM190 2V1H192V0H177L176 1V5H177V7H179L178 9H179V11H181L182 10V13H185V14H183L184 16L183 17H187V15H186V11L184 12L183 11V9L185 10V8H187V7H189L188 9H192V11L194 12V11H196V9L197 10H199V12H200V10L201 11H204V13H205V9H206V11H207V13H209V14H206V15H208V16H210V18H209V23L211 24H215V22L217 23V24H215V25H217L218 26V23H219V25H222L223 23L222 22H224L225 20L227 21V23L228 22H230V23H234V22H236V20H240V18L238 19L237 17H236V15L234 16V18L236 17L237 19H235L234 21L233 20H228V18H230V17H232V13L234 14L235 12L236 13H238V14H240L241 15V10H244L242 13V19L240 20V21H242L244 18V20H250V21H253L254 20V22H256L255 21V19L257 20V22H259V21H261V20H263L262 18H263V15H264V11H263V6L262 5H264V0H210V1H208V0H197L198 2L200 1L201 3H204V4H202V6L204 5V7H202V6H200L199 7V5H197L198 4V2H197V4L195 5L196 6V8H195V6L193 7V5H194V2H193V4H192V6H190L191 4V2L188 4L187 2ZM215 1H217L218 2V4H217V2H215ZM229 1V2H228ZM235 1V2H234ZM253 1V2H252ZM257 1H261V3L260 2H257ZM41 2V3H40ZM76 2H78V0H76ZM75 2V3H76ZM80 2V1H79ZM82 3H83V0L81 1ZM84 2H87V0H84ZM99 2V3H100ZM108 2L110 3V4H108ZM115 2H120L119 4H121V5H118V3H115ZM122 2V3H121ZM124 2V3H123ZM126 2V3H125ZM142 3V5H141V3ZM149 2V3H148ZM152 2H153V4H152ZM156 2V4H154ZM183 3V4H180V3ZM195 2H196V0H195ZM209 3V6L207 5L208 3ZM211 2H215L214 4V6H213V4L211 3ZM221 2V3H220ZM222 2H223V4H226L225 6H223V4H222ZM233 2V3H232ZM74 3V4H75ZM135 3H132V5H135ZM168 3V4H167ZM171 3V5H172V3L174 4L175 3V0H173V2H170ZM206 3V4H205ZM229 5H228V4ZM254 3V4H253ZM72 5V8L74 9V8H78L79 7V5H80V7H79V11L81 12L80 14H82L81 15V17L83 18H80L79 19V24H78V22H76V24L74 23V21L72 22V23H74L75 24V26H74V24L72 25V27H70V29H69V26L67 25V24H64L63 25V23L62 22H60V23H62V24H60L58 21H60V18H58L57 17V15H55L56 13H54V10L53 11H50V12H52L51 14H50V12H47L46 11V9H45V7H47V6H45V7H43L44 9H45V11H46V13H45V15H44V17H46L47 15H52L53 13V15H55V16H52V18H51V16L50 17H46V18H44L43 17V15H41V12H39L40 11V9H39V11H37V12H39L40 13V15L43 17V19H42V17L40 18V16H37V15H39V13H37L36 14V17L34 16V18H32L33 16H29L28 18H30L31 17V19H29V20H23V21H25L27 24H28V22L31 20L32 21V23H33V21L35 22V23H31V21H30V25L28 26L27 24H25V22L23 23L24 24V26H21V25H23L22 24V22L23 21H21L19 24H16L15 26L16 27H18L17 29L16 28H14L15 26H13V28L11 27V28H7L6 30L7 31H9L8 29H10V33L9 32H4L5 30H3L5 27L4 26H2L1 28H0V82L1 83H3V84H1V85H3V87L5 86V82H6V84L8 83V81H9V79H10V81H9V83L10 82H12V87L11 88H13L15 85H13V84H15V83H17V86L15 87V88H13V90L12 89H10L9 88V85L7 84V86H5L4 88H6L7 87V93H8V90H10L9 91V93L8 94H11V95H8V94H5L6 96L4 97L5 99V101H6V98H7V96L9 97V98H7V100H11L10 102H8L6 105L9 107V105L10 106H12L11 105V103L14 105V103H15V101L14 100H16L17 102H19V103H21L20 105L17 103L16 105H17V107H15V105L13 106V108L14 109H12L11 108V111H13V110H15L16 109V111H15V115H18L20 118L22 117H28L29 116V114H30V116H31V118L32 119H34L35 118V116H37L36 115V113L37 114H40L39 112H42L41 111V109L43 110V113L42 114H40L41 116H39V117H36V119H34V120H37V118H38V120L39 121H42V122H46L45 120H47V116H49L50 114H52L53 112H55L56 113V111L59 109L58 107L60 106V102H59V97H64V98H67V93H66V95L64 94V93H62L63 95L62 96H60L61 95V89L64 87L65 89H68V84L69 83H67V82H69L68 81V79H71L72 77L74 78V80L76 79L77 81H79V82H81V80H83L84 82L86 81V83H87V80L90 82L91 81V79L92 80H94L93 78H95L96 76V78H95V83H96V81H98L99 79H101V80H99V83H101V87L103 88L102 90H101V87H100V84H95L97 87H98V89H97V87L95 88V91L97 90L98 92H101V93H99L100 95H102L101 97H102V99L106 102V101H108V103H105V104H109V102H110V106L111 105H113L114 104V101L116 102H119L118 104H116V106L118 105V107L120 106L121 108L123 107V105H124V107H123V109H121L120 107V109H121V111L123 112L122 114L119 112V114H118V112L116 111V112H114V111H112V112H114V113H117V115L115 114L114 116H113V114H112V117L110 116V117H108L109 119H111V118H113L114 120L113 121H120V122H122L123 123V120L121 119V117L122 116H124V114H125V116L126 117H128L129 115V117H128V119L126 120L125 119V123L128 121V124H127V126H128V128L131 130H133L134 132H136V131H138L139 132V130H138V128L140 127L139 126V122H145L146 121V115H143V113H142V111H143V109L140 111V109L138 108V104H140V103H142L143 102V100H141L142 98H141V95L143 94L142 92H141V90L140 89H137L136 88V90H135V87H136V85H135V83H133V82H131L130 80H127V79H129L128 77H130V76H127V74H125V72L126 73H128L129 74V71L130 70H132V69H136L137 67H136V65H133V64H135L134 63V61H133V64H132V58L129 56V54L130 55H132V54H134V52L136 51L134 48H132L134 51H130L131 53H129L128 52V50H125V45L123 46V44H121L123 47H124V50L125 51H127V56L129 57V58H131V59H129L128 57V59H125L126 57H124L123 58V56L122 57H120V55L119 56H117L118 54H119V51L120 50H122L121 51V53L125 56V51L123 50V48H122V46H120V43H122V40L121 39H119V35H117V33H119L118 31H117V28H119V26L123 23V25H126L127 24V22L125 23V22H122V23H119L118 25H117V23H114V25H112L113 27L116 25V26H118V27H116L115 26V28H116V32L117 33H115V32H113V31H115V30H112V32L111 31H109V32H107V31H105L106 33V37H107V39H102L103 37V34L102 35H99L100 37H102V38H100V37H95V36H92L91 37V35L92 34H90V33H92L91 32V30L92 31H94L93 30V28H86V26L88 27L90 24H87L86 26L84 25V23H85V21H86V19L85 18H87L86 17V9L89 7L88 5L86 6V7H84V3L82 4L83 6L81 7V4H79L78 6H76L78 3H76L75 5ZM105 4V6H103ZM115 4V5H114ZM125 6H124V5ZM152 6H151V5ZM211 4V5H210ZM236 4V5H235ZM253 4V5H252ZM259 5V6H261L262 7V9H260V8H258L259 6H257V5ZM109 5V6H108ZM157 5H159V7L157 6ZM179 5V6H178ZM183 7H182V6ZM189 5V6H188ZM201 5V4H200ZM217 5V6H216ZM220 5H222V6H220ZM255 5V7H253ZM75 6V7H74ZM111 6V7H110ZM114 6V7H113ZM122 6H124V7H122V9L123 10H120L119 11V9H121V7ZM142 6H144V7H142ZM149 6H150V8H149ZM155 6V7H154ZM156 6H157V8H156ZM164 6H163V8H164ZM167 6V7H168ZM205 6H206V8H205ZM216 6V7H215ZM218 6H220L221 7V9H219V10H222V12H226V10L228 11V10H231L232 11V13H231V11H230V13H225V14H223L221 11L219 12L218 11V9H217V7ZM229 6V7H228ZM232 6H234V8L231 7ZM106 7H105V9H106ZM116 7H120L119 9L118 8H116ZM152 7V8H151ZM173 7H174V5H173ZM176 7V8H177ZM183 9H182V8ZM191 7V8H190ZM213 7V8H212ZM223 7V8H222ZM228 7V8H227ZM253 7V8H252ZM42 8V9H43ZM81 8V9H80ZM130 8H131V10H130ZM154 8V9H153ZM170 8V7H169ZM168 8V9H169ZM198 8H201V9H198ZM203 8H205V9H203ZM217 9L216 11H217V13L219 12L220 13V15H221V17H220V15L219 14H217L216 12H215V9ZM219 8V7H218ZM251 8V9H250ZM168 9H167V11H166V9H164L166 12H168ZM177 9V10H178ZM181 9V10H180ZM209 9V10H208ZM212 9H214V13L216 14V15H218V16H216V17H218V19L221 21V19H222V21L221 22H219V20L218 19H214V18H216L215 16H214V13L212 12ZM226 9V10H225ZM240 12H237V10ZM253 9H260L261 11H262V14H260L261 12H259L258 10V12L257 11H254ZM47 10H49V9H47ZM97 10H95L96 12H97V16H99V17H97L96 16V18H98L97 20H95L97 23L98 22H102V20L103 21H105L107 18L109 19L108 21H106V22H108V23H112V21L110 20V18H112V17H110L107 13V15L106 14H104L103 12V14L101 13H99V12H101V11H97ZM101 10V9H100ZM103 10V9H102ZM112 10H110V11H112ZM128 10V11H127ZM148 10H150V11H148ZM156 10H155V13H156ZM176 9H175V11H177ZM189 10V11H190ZM224 10V11H223ZM236 10V11H235ZM251 10H253V12H251V13H253L254 15H255V13L257 12V14L259 15V17H258V15H257V17L256 16H254L253 14H251L250 13V11ZM42 12H43V10H41ZM94 11V12H95ZM104 11V10H103ZM122 11V12H121ZM146 11V12H145ZM210 11V12H209ZM234 11V12H233ZM84 12H85V14H84ZM107 12V11H106ZM115 12H113L112 11V13L113 14H115ZM119 12H121L122 14H120ZM140 12V13H139ZM178 12V11H177ZM177 12L176 13H174V14H177ZM191 12V11H190ZM193 12H191V13H193ZM197 12V14H198V11H196ZM196 12H194V13H196ZM247 13V16H250V18L252 19H246V13ZM255 12V13H254ZM99 13V14H98ZM142 13V14H141ZM162 13H165V12H163L162 11ZM161 13V14H162ZM187 13H188V11H187ZM202 13V12H201ZM201 13H199V14H201ZM95 14V13H94ZM93 14V15H94ZM128 14V15H127ZM145 14L147 15V16H145ZM152 14H154V13H152ZM190 14V13H189ZM198 14V16H200L201 17V15H199ZM230 14V15H229ZM102 15H106V16H102ZM119 15H121L122 17L120 18L119 17ZM126 15V16H125ZM143 15V16H142ZM157 15V14H156ZM158 15H159V13H158ZM163 16H164V14H162ZM166 15L167 16H169V14L168 13H166L165 14V17H166ZM191 15V14H190ZM196 15V14H195ZM194 15V16H195ZM204 15V14H203ZM202 15V20H203V18H206V15H204L203 16ZM224 15H225V17H224ZM227 15H229L230 17H227ZM239 15V16H240ZM243 15H244V18H243ZM253 15V16H252ZM101 16V17H100ZM107 16H109V17H107ZM118 16V17H117ZM160 17H163V16H161V15H159ZM176 18H177V16L176 15H174ZM197 16V19H195L196 18V16L195 17H193V15H191V17L194 19L193 21H195V22H197V21H200L199 19H201L200 17H198ZM213 16V17H212ZM238 16V15H237ZM246 16V17H245ZM261 16H262V18H261ZM1 17V16H0ZM104 17V18H103ZM128 17H126V20H128ZM130 17H133L132 15H130ZM148 19H147V18ZM158 17V16H157ZM164 17V18H165ZM173 17V16H172ZM190 17V18H191ZM227 17V18H226ZM256 17V18H255ZM40 18V19H39ZM56 18V19H55ZM138 18V19H137ZM174 18V17H173ZM172 18V19H173ZM175 18V19H176ZM187 18H189V16L187 17ZM189 18V19H190ZM192 18H191V21H192ZM225 20H224V19ZM234 18H230V19H234ZM2 19V18H1ZM37 19H39V20H41L42 19V21L40 22V23H38L39 22V20H37ZM55 19V20H54ZM59 19V20H58ZM83 21H82V20ZM112 19H114V18H112ZM122 19V20H121ZM131 20H133L132 18H130ZM146 19V20H145ZM168 18H166V21H170V19L169 20H167ZM207 20H208V17L206 18ZM206 19H204V20H206ZM211 19H212V21H211ZM259 19H261V20H259ZM20 20V19H19ZM54 20V21H53ZM81 20V21H80ZM88 20H90V19H88ZM92 20V19H91ZM94 20H92V21H94ZM98 20H100V21H98ZM116 20V19H115ZM114 20V21H115ZM119 20H116V21H119ZM145 20V21H144ZM159 21V19L158 18H156V21ZM0 21H2V20H0ZM4 21V20H3ZM2 21V22H3ZM94 21V22H95ZM130 21V20H129ZM129 21H128V24L125 26V27H128V26H131V24H129ZM134 21V22H135ZM138 21V22H139ZM150 21H148L149 23L147 24V26L148 25H151L150 24ZM161 21H165V20H162L161 19ZM215 21V22H214ZM226 21H225V23H226ZM2 22H0V23H2ZM57 24H56V23ZM64 22V21H63ZM80 22H84V23H80ZM100 22V23H101ZM138 22H137V24H138ZM155 22V21H154ZM200 22H202V21H200ZM5 23V22H4ZM18 23V22H17ZM66 23H68V22H66ZM71 23V24H72ZM93 23V22H92ZM91 23V26L93 27H95V25H99V24H95V25H93ZM102 23H104V22H102ZM125 23V24H124ZM143 23H144V25H143ZM206 23H208V22H206ZM206 23H201L202 25H207ZM35 24V25H34ZM80 24H81V26L82 25H84V26H80ZM132 26H136L137 24H136V22H135V24L132 22ZM140 24V25H141ZM153 24H155V23H153ZM209 24V25H210ZM213 24V25H214ZM1 25H3V24H0V26ZM18 25V26H17ZM59 25V26H58ZM61 25V26H60ZM70 25V24H69ZM77 25V26H76ZM68 26V27H67ZM138 26V25H137ZM4 27V28H3ZM26 27V28H25ZM31 27H33V29L31 28ZM80 27V28H79ZM97 27V26H96ZM100 27V26H99ZM98 27V28H99ZM141 27V26H140ZM145 27V26H144ZM150 27V26H149ZM31 28V30H29ZM62 28H64V29H62ZM66 28H68L67 30H66ZM73 29V31H71L72 29ZM82 28V29H81ZM85 28V29H84ZM115 28H113V29H115ZM147 28V27H146ZM78 29H79V31H81L82 33H79V31H78ZM81 29V30H80ZM84 29V30H83ZM87 29H89V30H87ZM13 30H16L15 32L13 31ZM28 30V31H27ZM33 30V32L31 33V31ZM70 30V31H69ZM76 30V31H75ZM119 30V29H118ZM85 33H84V32ZM12 32H14L13 34H12ZM22 34H21V33ZM74 32V33H73ZM89 32V33H88ZM6 33H8V34H12L11 36H13L14 35V38L15 37H18V38H16L15 40H14V38L12 37V39H10V35H9V38L7 37V35H5ZM20 33V36L18 35ZM30 33H31V37H29L30 36ZM71 33V34H70ZM72 33H73V35H72ZM109 33H115L116 34V36L114 35V37H116L115 38V40H114V37L112 36V35H110ZM29 34V36H27ZM68 34H69V36H68ZM85 34V35H84ZM87 34H89V35H87ZM108 34V35H107ZM23 35V36H22ZM71 35V36H70ZM81 36L80 38H76V40H74L75 38V36ZM83 35V36H82ZM3 36H4V38H3ZM24 36L26 37V38H24ZM105 36V35H104ZM117 36H118V39H117ZM11 41H9L7 38ZM23 37V39H21ZM71 37V38H70ZM86 37H87V39H86ZM109 37H112V39L114 40V41H117V43L116 42H114L111 38H109ZM19 38H20V40H19ZM90 38H92V39H90ZM94 38H97V41L98 40H103L101 43L100 42H96L95 40L96 39H94ZM100 38V39H99ZM17 39L20 41H17ZM80 41V42H78V40ZM117 39V40H116ZM6 40H8V41H6ZM90 40V41H89ZM91 40H93V42L91 41ZM108 40V42L110 41V42H112L113 41V43H114V45L113 44H111L110 42H109V45L107 44L108 42H106V45H104V43H105V41H107ZM9 42V44L7 43V45H6V42ZM15 41V42H14ZM78 42V43H77ZM86 42H88V43H86ZM96 42V44L94 45V43ZM104 42V43H103ZM14 45V47L12 46V44ZM91 43H93V45L91 44ZM97 43H98V45H99V43H100V46H101V44H102V46L100 47V46H98L97 45ZM16 44V45H15ZM32 45L33 46V49H32V46H30V45ZM111 44V45H110ZM116 44H118V45H116ZM160 44L161 43H158L157 45H159L160 46ZM8 45H9V51H8ZM13 47L12 49H14V50H12L10 47L11 46ZM18 45V46H17ZM77 47H76V46ZM96 45H97V47H96ZM104 45V46H103ZM17 46V47H16ZM29 46V49H27V47ZM87 46V47H86ZM118 47V46H120L121 48H117L119 51H117V49H115V47ZM15 47H16V49H15ZM92 47V48H91ZM110 47V48H109ZM111 47H113V48H111ZM155 47L157 48L158 46H156L155 45ZM7 48V49H6ZM31 48V49H30ZM90 50H89V49ZM99 48V49H98ZM101 48V49H100ZM108 48V50H106ZM127 48V47H126ZM152 48H154V47H151V50H152ZM160 48V47H159ZM4 49V50H3ZM5 49H6V51H5ZM26 49H27V51H26ZM110 49H113V52H111V50ZM127 49H129V48H127ZM155 49V48H154ZM153 49V50H154ZM29 50V51H28ZM72 52H71V51ZM78 50V51H77ZM103 51V50H106L107 52L109 51V52H111V54H112V56H109L110 55V53L108 54L107 52H100V51ZM131 50V49H130ZM150 50V49H149ZM150 50V51H151ZM4 51V52H3ZM24 51H25V54H23L24 53ZM84 51H87V52H85L86 54H85V56H84ZM93 53V54H95V55H93L91 52ZM97 51V52H96ZM99 51V52H98ZM124 51V52H123ZM147 51H148V49H147ZM147 51H146V53H147ZM155 51H156V49H155ZM159 51H160V49H158V51H156V52H158L159 53ZM8 52H9V55H8ZM28 52H29V54H28ZM74 52H76V54L74 53ZM77 52H80L81 54H82V56L80 55V53L78 54ZM95 52V53H94ZM117 52V53H116ZM149 52V51H148ZM155 52V53H156ZM19 53V54H18ZM33 53V54H32ZM69 53H70V55H69ZM120 53V54H121ZM136 53V52H135ZM145 53V52H144ZM156 53L157 55H156V57H159V54H161V53ZM10 54H11V56H10ZM30 54H31V56H30ZM72 54H73V56H72ZM88 54V55H87ZM97 54V55H96ZM100 54H102V55H100ZM163 55H164V52L162 53ZM161 54V55H162ZM18 57H17V56ZM21 55V56H20ZM81 56V60H80V56ZM90 55V56H89ZM163 55L161 56V57H163ZM36 56V57H35ZM72 56V57H71ZM76 56V57H75ZM84 56V57H83ZM105 56H106V58H105ZM115 56V57H114ZM145 56H147L148 57V55H145ZM28 57V58H27ZM78 57V58H77ZM85 57L86 58H88V60L86 61V60H84L85 59ZM109 57V59H107ZM121 59H120V58ZM155 57V58H156ZM164 57H165V55H164ZM16 58H18V59H16ZM23 58H25V59H23ZM72 58H74V59H72ZM84 58V59H83ZM113 59V60H111V59ZM26 59H27V62H26ZM71 59V60H70ZM92 60V61H90V60ZM118 59H120V61L118 60ZM18 60V61H17ZM23 60H25V61H23ZM74 60V61H73ZM76 60V61H75ZM105 60V61H104ZM107 60H109V61H107ZM116 60H118V61H116ZM128 61V60H131V61H129L128 63L127 62H125V63H127V66L129 65V64H131V66L129 65V67H127V66H125L126 64H123L124 62L123 61ZM29 61V62H28ZM32 61V62H31ZM37 61V62H36ZM67 61H68V63H67ZM71 61V62H70ZM88 61H89V63H88ZM121 61L123 62L121 65H120V63H121ZM34 62V63H33ZM36 62V63H35ZM111 63V64H107V66H106V63ZM118 62H119V65H118ZM136 63H137V61H135ZM155 63L157 62V60L156 61H154ZM160 60L158 59V62L155 64V65H157V67L159 68V71L161 70L160 68H162V73H166V69H167V67L166 66H169V65H167V64H169V62H167L166 63V58H165V62H164V60L162 61V63L160 64ZM7 64L6 66L4 65L3 66V64ZM9 63V64H8ZM75 63V64H74ZM82 63V64H81ZM114 65H113V64ZM166 63V64H165ZM2 64V65H1ZM74 64V65H73ZM80 64V65H79ZM85 64L88 66L87 67V69H86V66H85ZM92 66H91V65ZM117 64V65H116ZM152 64H154L153 62H152ZM11 65V66H10ZM77 65V66H76ZM80 67H79V66ZM83 65V66H82ZM89 65H90V67L92 68V67H94L93 65H95L96 67H94L95 68V70H94V74L96 75V76H94L91 72L93 71V68L92 69H89L90 67H89ZM116 65V66H115ZM123 65V66H122ZM133 65V66H132ZM142 65V64H141ZM162 65V66H161ZM4 68H3V67ZM85 66V67H84ZM112 66H114V67H112ZM118 66L120 67L119 69H118ZM125 66V67H124ZM136 68H135V67ZM165 66V67H164ZM9 67H10V69H12L14 72H15V74H14V76H17L18 77V75H19V77L18 78H20L19 80H20V82H19V80L17 79V77L15 78V77H12L11 76V74H13V71H10V69H9ZM13 67V68H12ZM77 67H79V68H81V69H79L78 70V68L76 69ZM98 67V68H97ZM108 67V68H107ZM122 67L124 68V69H122ZM141 68H143L142 69V71L143 70H145L144 69V65H143V67L142 66H140ZM146 67V66H145ZM84 68H85V71H84ZM110 68V69H109ZM112 68V69H111ZM113 68L115 69V70H113ZM127 68H129V69H126ZM132 68V69H131ZM141 68H139V69H141ZM147 68V67H146ZM7 70V71H5V70ZM36 69V70H35ZM38 69V70H37ZM105 69H108V70H106V71H104ZM119 71H118V70ZM139 69H137L138 71H140ZM148 69V68H147ZM146 69V70H147ZM3 70V71H2ZM18 70V71H17ZM79 72H78V71ZM90 70V71H89ZM123 70V71H122ZM129 70V71H128ZM133 70V72H136V71H134ZM145 70V71H146ZM155 70V69H154ZM165 72H164V71ZM9 71V72H8ZM25 71V72H24ZM44 71V73H42ZM82 71H84V72H82ZM87 71V72H86ZM110 71V72H109ZM115 71V72H114ZM117 71V72H116ZM121 71H122V74H123V80L125 79V77L127 78L126 79V81H128L130 84L128 85V82H127V84H126V81L124 80V82L122 81V78H121V76H122V74H121ZM128 71V72H127ZM157 71V70H156ZM4 72H5V74H4ZM7 72L9 73V74H7ZM10 72H12L11 74H10ZM21 72V73H20ZM81 72V73H80ZM91 74H90V73ZM114 72V73H113ZM119 72V73H118ZM2 73V74H1ZM38 73H41V74H38ZM89 73V74H88ZM97 73V74H96ZM102 75H100V74ZM107 73V74H106ZM114 74V75H111V74ZM131 73H132V71H131ZM6 74H7V76L9 77H5L6 76ZM18 74V75H17ZM25 74V75H24ZM30 74V76H28ZM36 74H38L39 76H41V77H38ZM45 76V77H43V75ZM84 74H87L88 76H87V78H86V76L83 78V76H84ZM99 74V75H98ZM106 74V75H105ZM115 74L116 75H118L119 76V74L121 75V76H116V80H114L115 78ZM124 74H125V76H124ZM5 75V76H4ZM27 75V76H26ZM77 75H78V77H77ZM79 75H81V76H79ZM83 75V76H82ZM91 75V76H90ZM110 75V76H109ZM169 75H170V77H171V74L169 73ZM168 75V71H167V77L169 76ZM2 76H4V77H2ZM25 76H26V78H25ZM37 76V77H36ZM52 76V77H51ZM57 76H59L58 78H57ZM75 76L77 77V78H75ZM172 76H173V74H172ZM11 77V78H10ZM23 77V78H22ZM27 77H28V81H27ZM33 77H34V79L35 80H33ZM43 77V78H42ZM50 77V80L49 79H46V78H49ZM100 77V78H99ZM103 77H105L104 79L105 80H102L103 79ZM108 77H109V79H108ZM112 77V78H111ZM6 78V79H5ZM8 78V79H7ZM24 78H25V80H26V82L24 83L23 82V80H24ZM38 78H42V79H40V80H38ZM45 78V79H44ZM81 78H83V79H81ZM114 78V79H113ZM3 79V80H2ZM13 79H15L14 80V82L12 81ZM22 79V80H21ZM60 80V84L62 83V81H63V83H62V85L64 84V83H67V85L65 84L64 86H60L59 87V93L57 94L56 93V91H58L57 90V88L55 89V87H54V85L57 83V82H55V81H57V80ZM80 79V80H79ZM85 79H87V80H85ZM90 79V80H89ZM97 79V80H96ZM110 79H112L111 81H110ZM30 80L32 81V82H30ZM73 80V79H72ZM75 80V82H77ZM121 82H120V81ZM3 81H5V82H3ZM23 83H22V82ZM49 81V82H48ZM66 81V82H65ZM103 81H106L107 83H106V86L104 85L103 86V84L105 83V82H103ZM117 81V82H116ZM42 82H43V84H42ZM51 82H52V84H53V86L51 85ZM83 82V83H84ZM94 82V81H93ZM93 82L92 83H90L91 84V86H89L88 88H90L91 87V89L92 90H94L93 88L95 87V85L93 84ZM115 82V83H114ZM119 82V83H118ZM32 83V84H31ZM50 83V84H49ZM58 83H59V81H58ZM114 83V84H113ZM116 83H117V85H116ZM25 84H27V85H25ZM40 84V85H39ZM42 84V85H41ZM107 84H108V86H107ZM109 84H110V86H112V87H109ZM134 84V85H133ZM0 85V86H1ZM10 85V86H11ZM47 86V88L46 87H43V86ZM118 85H121V87L120 86H118ZM124 85H128V88H130V89H132V91H130L129 89L127 90V86H125L124 87ZM49 86H51V87H49ZM84 86H88L87 84H84ZM117 86V87H116ZM130 86V87H129ZM134 86V87H133ZM22 87V88H21ZM54 87V88H53ZM93 87V88H92ZM105 87V88H104ZM114 87V88H113ZM0 88H2V87H0ZM28 88V89H27ZM33 88H35V89H33ZM38 88V89H37ZM53 88V89H52ZM87 87H83V91H81V92H83V94L84 93H86V92H89L91 89H88L87 88V90H85ZM107 88V89H106ZM122 88H123V90H125L124 92L122 91ZM125 88V89H124ZM3 89V88H2ZM1 89V90H2ZM22 89H24V95L23 94H21V93H23V90ZM29 89L31 90V91H29ZM108 89H111V91H110V93L108 92L109 90ZM116 89V90H115ZM118 89V90H117ZM121 89V90H120ZM11 90H12V93H11ZM15 90V92H13ZM22 92H21V91ZM25 90H28V91H25ZM63 90V89H62ZM84 90H85V92H84ZM89 90V91H88ZM113 90V91H112ZM4 91H5V89H4ZM17 91H18V93H17ZM40 91H42V93L40 92ZM48 91V92H47ZM53 91H54V94H56V97L55 96H52V95H54L53 94ZM116 91H117V93H116ZM133 91H135V92H133ZM6 92V91H5ZM51 92V93H50ZM62 92H64V91H62ZM133 92V94L135 95V93L137 94V95H139L138 97H137V95H135L138 99H139V97H140V101H136L135 102V100L137 99H134V98H131V97H133L134 95L133 94H131V93ZM141 92V93H140ZM15 93H17V95L15 94ZM50 93V94H49ZM104 93V94H103ZM113 93V94H112ZM114 93H115V95H114ZM123 93H127L126 95H124L123 96ZM45 94V95H44ZM47 94H49V95H47ZM52 94V95H51ZM73 94V93H72ZM75 94V93H74ZM74 94H73V96H74ZM106 94H108L109 96H107ZM2 95V94H1ZM16 95V96H15ZM19 95H20V98H19ZM22 95V96H21ZM47 95V96H46ZM57 95H58V97H57ZM66 97H65V96ZM84 95H87V94H84ZM112 95H113V97H112ZM118 95H122L121 97L122 98H120ZM127 95H128V97H127ZM4 96V94L2 95V97ZM15 96V98H13ZM42 96H43V98H45V99H43L42 98ZM50 97V101H49V99H47V97ZM103 96H106L107 98H105V97H103ZM114 96H118L117 98L116 97H114ZM131 96V97H130ZM143 96V95H142ZM17 97V98H16ZM48 97V98H49ZM25 98V99H24ZM54 98V99H53ZM55 98H57V99H55ZM69 98H72V101L71 100H69V101H71V103L73 102V99H75V98H73L71 95H70V97ZM111 98L113 99V100H111ZM116 98V99H115ZM128 98V99H127ZM129 98H130V100H129ZM14 99V100H13ZM26 99H27V102H25L26 101ZM30 101H29V100ZM61 99V98H60ZM68 99V98H67ZM66 99V100H67ZM133 99V100H132ZM3 100V99H2ZM1 100V103H0V107H1V105L3 106V101ZM33 100H34V103H33ZM39 100V101H38ZM41 100V101H40ZM44 100V101H43ZM47 100V101H46ZM52 100V101H51ZM123 100H124V102H123ZM127 100V101H126ZM13 101H14V103H13ZM36 101V102H35ZM37 101H38V103H37ZM55 101V102H54ZM56 101H58V102H56ZM68 101V100H67ZM121 101V102H120ZM7 102V101H6ZM23 102V103H22ZM31 102V103H30ZM41 102V103H40ZM42 102H44V103H42ZM113 102V103H112ZM116 102V103H117ZM123 102V103H122ZM129 104H128V103ZM138 102V103H137ZM140 102V103H139ZM56 103V104H55ZM58 103H59V106H57L58 105ZM74 103V102H73ZM112 103V104H111ZM124 103H127V104H124ZM134 103H135V105H134ZM35 104V105H34ZM51 104H52V106H51ZM121 104V105H120ZM131 104V105H130ZM19 105V106H18ZM23 105V106H22ZM30 105V106H29ZM36 105H38V106H36ZM41 105H45L46 107H43V106H41ZM47 105H48V107H47ZM53 105L55 106V107H53ZM115 105V104H114ZM134 105V106H133ZM22 106V107H21ZM25 106V107H24ZM33 106V107H32ZM35 106H36V108H35ZM107 106V105H106ZM109 106V105H108ZM109 106V107H110ZM135 106H137V108H135ZM20 107V109H19V111H18V108ZM29 107V108H28ZM38 107H42L41 109H40V111L38 112ZM49 107H51V108H49ZM131 109H130V108ZM22 108V109H21ZM24 108V109H23ZM26 108V109H25ZM52 108H53V110H52ZM58 108V109H57ZM111 108V107H110ZM109 108V109H110ZM125 108V109H124ZM129 108V109H128ZM132 108H134V109H132ZM140 108H143V107H140ZM1 109V108H0ZM48 109H50L49 111H48ZM93 109V108H92ZM92 109H90L91 111H93V112H95V114H96V111L95 110H92ZM112 109V108H111ZM10 110V109H9ZM23 110H25V113H23ZM30 110V111H29ZM35 110L37 111L35 114H31L32 112H35ZM45 110H46V112H45ZM123 110H128L127 111V113L125 112V111H123ZM132 112H130V111ZM136 110V111H135ZM145 110V109H144ZM7 111H8V109H7ZM10 111V112H11ZM48 111V112H47ZM50 111H52V112H50ZM89 112L88 111V113H86V115L87 116H85L84 115V117H83V119H81L80 121L81 122H79V123H82V121L86 118V121H83V122H88L87 124H88V126H87V128L88 127H92V129L90 128V130L93 132V133H91V132H89L88 133V131H87V128L85 129H82V128H80V126L79 125H82V124H79L78 122V125H76V124H74L75 125V129H73V130H78V129H76V128H78L79 127V130L78 131H73L72 129V137L74 138V134H76L75 136L76 137H78L77 138V140L79 139V137H80V139H79V143L80 142H82L83 141V144H85L86 142V144H90L91 145V143L90 142H95L96 144H98V145H96V144H94V143H92L93 145V148H92V152L93 153H95V154H97L96 156H94V154H91V155H89L90 154V152H89V150H87L86 151V148L88 147L86 144H85V146H83L82 145V148H83V151H82V156H81V154L79 155V154H73L70 150V152L72 153V158H74V159H76V158H80L79 160H77L76 159V161H77V163H78V165L79 164H81V162H86V161H88V159H89V157H90V159H89V161H88V163L86 162V164H88V168H84L86 171H84L83 170V172L82 171H79V172H81V174L83 173L84 175H87V176H85L84 177V175L82 174H79V172H73L72 174H71V176L69 177V178H67V180H65V183L64 184H62L61 183V185L59 186H55V187H57L56 188V197H58V199L57 198H51L52 199V201H54V202H52V201H50V204H51V202H52V206H49V205H47V204H49L48 202H49V200L46 198V195L45 194H41L40 195V191H39V188H38V190H34V188L36 187H38V184L34 181V180H36V178H44L43 176H44V174L43 173H39L38 175L40 176H37L36 178L31 174L30 176H31V179H33L32 180V182L31 183H36V184H33V185H35L34 187H33V185L31 184V185H29V188H30V186H31V189L29 190V192H28V189H27V191H25L26 192V194L28 193H30V192H34L33 194H32V196H31V193L27 196L28 198H25L26 196L24 195V198H23V196H21V195H19V196H21L20 198H19V196H18V198H12V202H8L6 205L5 204H3V207H0V208H2V210L0 211V219L1 220H4V218H6L4 221H7L10 217V219H12V217L15 219V217L17 218V219H20L21 217H19V216H24L23 218L25 219V222L26 221H28V218H29V220L30 221H28V222H30V223H32V222H35V221H37V220H35V219H37L38 218V216H37V214H35V212H32V208L34 209V206H32L31 205V201H33V203L35 202V200L37 199V197L39 198V199H37L36 200V202L38 201V203H40V200H41V203L40 204H38V203H36L35 202V206H40V207H42V208H46V210L48 209L49 211H53V212H55V210H57V212L58 213H62L63 212V209H65L64 208V204H66L67 206H68V204H69V207H68V212L70 211H72V213H73V218H72V222H75L74 224H76V225H73L74 226V228L73 229H75V228H77V227H79L78 229H79V231L78 230H76L78 233H81L80 234V236H81V239H83V240H85V241H83V248H80V249H82V250H80L79 249V251L78 250H76V252L74 253V254H76L77 253V255H76V257H75V255H73L74 256V258H76V260H80V258H82V263L81 264H84L85 262V264H94L93 263V261L94 262H96L95 264H113V262H114V260H113V257L111 256L112 254H109L108 252V254L105 252V251H107V250H104L103 252H105L106 253V255H105V253H104V255H103V253H98V251H100V248L102 247V245H101V247H100V241L98 242L97 241V236L100 234V233H98L97 231L95 232V230H94V227L92 228V225L94 226V224H96L95 222V220L92 218L91 219V221L87 218V217H84L83 216V211L82 210H79V213H78V209H83V207L84 208H89V211L91 212V214H93V217H94V215L96 214V213H94V210L95 209H97L98 207H101V206H103L102 205V203L104 204V201H102V200H106L105 198H102V195L104 196L105 195V193H103L104 191H102V189H100V191H99V187L97 188L98 190L97 191H99V192H97L96 190H95V186H94V183H96L97 182V180H99L100 179V177H101V174H99L100 172H102V171H99V167H101V166H94L93 168H92V166L93 165H95V163L94 162H103L104 164H106V166L108 167V169L107 170H110L109 169V166L111 167V161L109 160V158L107 157V155L106 154H108L107 153V144H108V139H110L111 137L109 136H106V132L104 131V128L102 127V124L104 123V121L102 122V121H100L101 119H103V117L104 116H100V114L98 115V112H97V114L95 115L93 112ZM21 113V114H20ZM23 113V114H22ZM46 113V114H45ZM93 114V116H90V114ZM128 113H129V115H128ZM140 113V114H139ZM241 113H243V112H240V113H238L239 114V116H241V117H243V115H246V114H241ZM24 114H25V116H24ZM27 114V115H26ZM91 114V115H92ZM135 114L136 115H138L139 116V118H138V116H136L135 117ZM241 114V115H240ZM88 115H89V117H88ZM120 115H122L121 117H120ZM83 116V115H82ZM97 116V117H96ZM99 116V117H98ZM117 117V119H116V117ZM144 116V117H143ZM155 116H157V115H155ZM26 117V118H27ZM34 117V118H33ZM41 117H44V118H41ZM93 118L92 120H91V118ZM96 117V118H95ZM132 117V118H131ZM140 117H141V119H140ZM158 117H160L159 118V120H158ZM161 117H163L162 119H161ZM245 117V116H244ZM26 118L24 119V120H26ZM30 118V117H29ZM39 118H41V119H39ZM88 118V119H87ZM90 118V119H89ZM145 118V121L143 120ZM165 118V119H164ZM44 119V120H43ZM96 119H98V120H96ZM100 119V120H99ZM116 119V120H115ZM119 119V120H118ZM122 121H121V120ZM124 119V118H123ZM155 119H157V121H159V123H162V124H158V122H155L154 121V119L152 120V121H154L153 123H152V121H149V120H147L146 122H147V124H149L150 126V128H152L153 126H155L156 127V129L154 130V131H159V134L161 133L160 131L161 130H163L164 129V126L165 125H163V124H165V122L164 121H166V117H164V116H162V114L161 115H158L157 116V118H155ZM27 120H28V118H27ZM37 120V121H38ZM88 120H91V122L90 121H88ZM96 121V123H95V121ZM108 120V119H107ZM141 120V121H140ZM162 122H161V121ZM39 121H38V123H39ZM92 121L95 123V124H92L91 125V123H92ZM98 121V122H97ZM116 121V122H117ZM135 121V122H134ZM136 121H138V122H136ZM100 122V123H99ZM102 122V123H101ZM120 122H119V124H120ZM145 122V123H146ZM149 122V123H148ZM164 122V123H163ZM154 123L156 124V125H159V126H156V125H154ZM100 125L99 127H98V125ZM124 124V123H123ZM122 124V126H124ZM130 124V125H129ZM132 124H138V126H136V127H138L137 129H136V127L134 126V125H132ZM142 125L144 124V123H141ZM73 124H71V126H70V128H74V126H72ZM126 125V124H125ZM141 125V126H142ZM145 125V124H144ZM78 126V127H77ZM94 126H95V129H94ZM121 126V127H122ZM82 127V126H81ZM96 128H97V130H96ZM100 128V129H99ZM127 128V127H126ZM127 128V129H128ZM149 128V129H150ZM103 131H102V130ZM69 130V129H68ZM70 130V131H71ZM81 130V131H80ZM84 130V131H83ZM85 130H86V132H85ZM89 130V131H90ZM95 130V131H94ZM98 130H100V132L98 131ZM81 132V133H83V135L84 134H89L90 136L91 135H93V137L91 136V139L89 138V140H91L90 142H89V140H88V137H86V135L84 136V138L82 139L81 137H83L82 135H81V133H79V135H77L78 134V132ZM103 132H105V133H103ZM152 130H151V133H150V135L148 136V138H149V140L147 141L148 142V145H149V143H150V145L152 146L153 144H155V142H154V140H155V138H157V137H155L156 135L158 136V133L157 134H155L154 136H153V134H154V132H153V134H152ZM98 133V134H97ZM164 133V132H163ZM254 133H255V131H254ZM94 134H96V136L94 135ZM248 134H251L250 132L248 133ZM89 135H87V136H89ZM164 135V136H163ZM165 135H166V137H167V135L168 134H162L161 133V135L158 137L160 140H162L164 137H165ZM231 136L230 137H227V139H225V140H223V141H221V146L224 148V149H228L229 150V153H232V154H234L236 157L238 156V155H240V152H242V149H250L251 148V146L252 145H255V144H257L258 143V141H256L258 138L256 137V133L254 134V136H255V138H254V136L252 137L251 135H253V134H251L250 136L251 137H249L248 135H247V138L246 137H244L242 134H236V133H231L230 134ZM89 136V137H90ZM162 136H163V138H162ZM105 137V138H104ZM155 137V138H154ZM11 138V137H10ZM86 138H87V140H86ZM113 138V137H112ZM157 138V139H158ZM257 138V139H256ZM2 139V138H1ZM74 139H76V138H74ZM82 139V140H81ZM106 139V140H105ZM167 139V140H166ZM165 140L167 141V142H169L168 140H170L169 138H166ZM94 140V141H93ZM104 140V141H103ZM251 140V141H250ZM259 140V139H258ZM86 141V142H85ZM144 141L145 140H143V144H144V146H145V143H147V142H145L144 143ZM162 141H164V140H162ZM106 142H107V144H106ZM0 143H1V141H0ZM6 143H8V142H6ZM60 144V143H59ZM82 144V143H81ZM103 144V145H102ZM106 144V145H105ZM259 144V143H258ZM95 145H96V149H94L95 148ZM99 145H102L103 146V150L104 151H102V146L101 147H99L98 148V146ZM147 145V144H146ZM260 145V144H259ZM259 145H255V146H253L255 149L258 147L259 148ZM87 146V147H86ZM1 147V146H0ZM86 147V148H85ZM90 147L91 146H89L88 148L90 149ZM87 148V149H88ZM257 148V149H258ZM105 149H107V150H105ZM97 151V152H96ZM106 151V152H105ZM88 153V155H87V153ZM91 152V153H92ZM101 152V154L99 155V153ZM84 153V154H83ZM104 153V154H103ZM63 154V153H62ZM156 154V155H155ZM158 154H160V153H158ZM157 153H154V156L155 157H153V155L151 156V157H148V159H147V161H149V160H151V158H153L152 160L154 161V159H156V157H158L157 155H158ZM64 155V154H63ZM62 155V156H63ZM87 155V157L88 158H84L85 156ZM101 157H99V156ZM75 156H76V158H75ZM79 156H81V157H79ZM92 156H94V158H92ZM103 156V157H102ZM64 157V156H63ZM96 157V158H95ZM61 158V157H60ZM84 158V159H83ZM107 160H106V159ZM150 158V159H149ZM160 160H159V159ZM156 160H155V162H159V161H161V156L160 157H158ZM82 159V160H81ZM91 159H94V160H91ZM97 159V160H96ZM72 160V159H71ZM91 160V161H90ZM99 160V161H98ZM105 160V161H104ZM152 160H151V162H152ZM74 162H75V160H73ZM72 161V162H73ZM108 162V164H107V162ZM165 161H167V160H164V162ZM27 162H29V161H26V163L24 162V164H27ZM73 162V163H74ZM84 162V163H85ZM100 162V163H101ZM72 163V164H73ZM76 163V162H75ZM75 163H74V165H75ZM76 163V164H77ZM29 164H30V166H32V162H29ZM28 165V164H27ZM98 165H101V164H98ZM0 167H1V165H0ZM98 167V168H97ZM107 167H105V168H107ZM43 168H45L44 166H43ZM43 168H40V171H41V169H43ZM101 168H104V165L101 167ZM100 168V169H101ZM37 169V168H36ZM93 169H95L94 171H96V172H94L93 171ZM112 169V168H111ZM37 170H39V168L37 169ZM44 170L45 169H43L42 170V172H44ZM98 170V171H97ZM104 170V169H103ZM106 170V169H105ZM155 169H153V170H151V171H148V170H144L145 172L146 171H148V172H146V174H148V173H150L151 172V174H148V175H145L144 173L145 172H143L142 170V173H140L141 171H139L138 173H140L141 175H138V176H136V175H134L135 176V180H134V182H133V180L131 181L130 180V182H133V184H134V187H133V185H132V188H134V190H136V191H134V190H132V189H130L129 187L131 186H125L126 188H125V190L127 189V187H128V190H124V187H123V191L122 192H120V194H119V196H117V198L119 199V201L120 200H122L121 202L123 203H121L124 207L122 208H120V214H122V213H126L127 214V217L129 216V214H130V216H132V217H129V219H130V221H129V219L127 220L128 221V223H127V221L126 220H124L125 219V214H122L123 215V220L124 221H126V224L127 225H125L124 223V227H125V229H124V227H121V228H123V231H122V233L124 232V230H126L128 233H129V235L128 236H130L129 238H131V237H133V236H135V238L137 239V240H134V241H136L135 243L134 242H132V240H133V238H131V239H129V240H131V242H132V244H136V246H135V253H133V252H131V253H133V255L135 254V257H137L138 256V258H135L134 257V262L135 263H133L132 262V260L133 259H131L133 256H128L129 257V259H131V263H133V264H144L145 263V261H144V258H145V260L146 261H148L149 263L148 264H191V263H189V261H192V259L191 260H188V258H193V259H198V261L196 260V262H199V261H202L201 263H203V260L202 259H200V258H202L203 256H202V254H203V251L205 250V244L207 243V241L210 239V236H211V234L213 233V229H212V227H214L215 226V224L217 223V222H219V224H226V222H227V219H228V209H227V205H226V198L224 197V196H220L219 198V200H215V195H214V193H215V191L213 190V188H212V186L211 185H207V186H205V185H203L202 183V180H203V178L205 177V175H202V174H200V173H198V172H196V171H193V170H176V169H170V170H167V169H163L162 171H161V169H158V171H157V169L154 171ZM164 170H166V172L164 171ZM1 171V170H0ZM153 171V172H152ZM89 172V173H88ZM76 173H78V174H76ZM94 175H93V174ZM98 173V174H97ZM156 173V174H155ZM159 173H162V175H160ZM93 175V177H92V175ZM96 174V175H95ZM143 174H144V176L145 177H143ZM224 175H225V180H224ZM224 175H222L221 176V178H222V182L224 183V185L226 186V187H230V184L231 183H233L234 181H235V177H238V176H247V177H245V178H247V179H250V180H252V181H254L255 182V184L257 185V181L260 179V181H261V184H260V186L262 187V191H263V189H264V170L263 171H259V172H256V173H254V174H241V173H237V174H235V175H229V174H224ZM29 176V177H30ZM74 176V177H73ZM78 176V177H77ZM81 176V177H80ZM96 176V177H95ZM97 176H99V177H97ZM91 177V178H90ZM95 177V178H94ZM103 177V176H102ZM101 177V178H102ZM128 177H129V175H128ZM131 177V176H130ZM86 179V180H83V179ZM254 178V179H253ZM31 179H29V180H31ZM45 179V178H44ZM43 179V180H44ZM89 179H90V181H89ZM92 179H93V181H92ZM136 179L138 180L139 179V181H136ZM140 179H141V181H140ZM94 180H96V181H94ZM34 181V182H33ZM85 181V182H84ZM86 181H88L87 183H86ZM92 181V182H91ZM100 181V182H99ZM97 183H99V185L98 186H100V184L103 182L102 180H99ZM102 181V182H101ZM84 182V183H83ZM90 182V183H89ZM129 182V183H130ZM87 185H86V184ZM91 185L92 184V186H94L95 188H91V186H90V188L93 190H91L89 187H88V185L89 184ZM66 184V185H65ZM95 184V185H96ZM131 184V183H130ZM37 185V186H36ZM86 186V188H84V186ZM96 185V186H97ZM129 185V184H128ZM62 186V187H61ZM64 186V187H63ZM77 188H76V187ZM80 188H79V187ZM83 186V187H82ZM136 186V187H135ZM68 187V188H67ZM71 187V188H70ZM33 188V189H32ZM35 188V189H36ZM61 188V189H60ZM87 188H89L88 190H85V189H87ZM60 189V190H59ZM74 189V191H72ZM65 190V191H64ZM69 190V191H68ZM76 190V191H75ZM90 190H91V192H90ZM98 193H96L95 191ZM36 191H38L37 193H36ZM55 191V190H54ZM84 191H86V193L84 192ZM102 191V192H101ZM127 191H129V192H127ZM24 192V193H25ZM73 192V193H72ZM89 192V193H88ZM126 192V194H124ZM23 193V194H24ZM39 193V194H38ZM65 195H63V194ZM65 193H71L70 195L72 196L71 198H73V199H75V200H69L70 202L68 203L67 202V200L64 202V199H63V197L65 198L66 197V194ZM81 193H83V194H81ZM84 193H85V196H83L84 195ZM95 193H96V195L98 196L99 195V198H100V200H99V198H96L97 196L95 195ZM103 193V194H102ZM124 195H123V194ZM128 193V194H127ZM130 193V194H129ZM134 193V194H133ZM35 194V195H34ZM37 194V195H36ZM88 194H89V196H88ZM102 194V195H101ZM132 194V195H131ZM96 196V197H94L93 198V196ZM112 195V194H111ZM114 195V194H113ZM112 195V196H113ZM125 195H128V199H127V196H125ZM257 195V189H256V191H255V196H254V201H250V202H248V206H250L251 205V202L252 203H254V205H255V208H254V210H253V212L251 213V212H249L248 213V215H245V213H244V207H243V201L242 200H239V216H238V227L237 228H234V229H230V228H227V232H230V233H239L241 236H239V237H237V238H233V237H231L230 238V240H227V241H230V242H239V243H241V244H243L242 246L243 247H240V249H238V250H236V249H227L226 251L227 252H230V251H232V252H238L239 251V253H251V249H250V247L248 246V244L249 243H251V241L253 240L254 241V239H251V237H249V236H247V237H245V236H243L244 235V233H248V234H250L251 232L253 233V232H255L254 234H256V236L258 235H264V232L263 233H261L260 232V224H261V220H264V218L262 217V216H264V192L263 193H261V195H262V198H261V200H260V198L259 197H261L260 196V194L258 195V196H256ZM34 196H36V198H33ZM62 196V197H61ZM78 196V197H77ZM84 198V200H82V199H80V198H82V197ZM124 196V197H123ZM135 198H133V197ZM30 197V198H29ZM88 197V198H87ZM91 197V198H90ZM106 197V196H105ZM122 197V198H121ZM135 200V202H134V200H132V198ZM257 197V198H256ZM123 198H125L126 199V201H124L123 200ZM18 199H21L27 206V208L28 209H26L25 210V212L26 213H29L30 215H28L29 217L27 218V214L24 212L23 214H25V215H23V214H21V210L19 211L18 209H16V208H20L19 206L21 205H16V204H14V202H13V200L14 201H18ZM28 199V200H27ZM30 199H32V200H30ZM54 199V200H53ZM55 199H57V200H55ZM77 199V200H76ZM86 199H92L91 201H93V199L96 201V200H98L97 202H99L100 204H101V206H100V204H98L97 205V203H96V205L95 204H91L90 202L91 201H88V204L90 205H88V204H86L87 202H86ZM79 200V201H78ZM80 200L82 201V203L80 202ZM130 200V201H129ZM20 201V200H19ZM29 201V202H28ZM55 201H57L56 203H55ZM95 201L94 202H92V203H95ZM128 201V202H127ZM133 201V202H132ZM23 202H22V204H23ZM43 202V203H42ZM58 202H60V203H58ZM71 202H74V204L73 203H71ZM78 202H79V207H78ZM85 202V203H84ZM124 202H126V204L124 203ZM18 203H21V201L20 202H18ZM30 203V205H28ZM32 203V204H33ZM58 203V204H57ZM75 203H77V205L75 204ZM80 203H81V205H80ZM120 203V202H119ZM127 203L130 205H132L131 207H133L132 209H131V207L129 206V208H128V205H127ZM133 203V204H132ZM38 204V205H37ZM46 204V205H45ZM84 206H83V205ZM87 205V207H86V205ZM120 204V205H121ZM5 205V206H4ZM24 205V204H23ZM58 205H61V206H58ZM75 205V206H74ZM92 205H94V207H96V208H94ZM121 205V206H122ZM29 206H31V207H29ZM49 206V207H48ZM77 206V208H75ZM89 206V207H88ZM93 208H92V207ZM6 207V208H5ZM9 207V209H7ZM16 207V208H15ZM39 207V208H40ZM52 207V208H51ZM73 207H74V209H73ZM82 207V208H81ZM136 207V208H135ZM30 208V209H29ZM50 208V209H49ZM92 208V209H91ZM102 208V207H101ZM101 208H98L99 209V211L97 212V214L98 213H100V209ZM135 208V209H134ZM16 209V210H15ZM43 209V210H44ZM59 209V210H58ZM74 211H73V210ZM91 209V210H90ZM121 209H122V213H121ZM129 209V210H128ZM6 210V211H5ZM8 210H9V212H8ZM14 210V211H13ZM27 210H28V212H27ZM29 210H30V212H29ZM41 210V209H40ZM88 210V209H87ZM123 210H126L125 212H123ZM136 210V212L135 213H133L134 211ZM3 211V212H2ZM14 212V214H13V212ZM39 211V210H38ZM44 212V211H42V213L44 212L45 213V215L46 214H49L50 212ZM82 211V212H81ZM102 211V210H101ZM131 211V212H130ZM6 212V213H5ZM20 212V213H19ZM32 212V213H31ZM37 212V211H36ZM89 212V213H90ZM96 212V211H95ZM129 212V213H128ZM18 213V214H17ZM42 213H40L41 215L40 216H42V219L43 218H45V219H47L48 218V216H43L44 215V213H43V215H42ZM82 214V216L83 217H80L81 216V214ZM88 213V214H89ZM11 214V215H10ZM20 214V215H19ZM33 214V215H32ZM39 214V213H38ZM52 214V213H51ZM77 216H76V215ZM80 214V215H79ZM132 214V215H131ZM13 215V216H12ZM19 215V216H18ZM32 215V216H31ZM15 216V217H14ZM34 216V217H33ZM37 216V217H36ZM90 216H92V215H90ZM77 217V218H76ZM79 217V218H78ZM136 217H137V220H135L136 219ZM23 218H21L22 219V221H23ZM82 218V219H81ZM87 218V219H86ZM135 218V219H134ZM27 219V220H26ZM40 218H38V220H39ZM42 219H40V220H42ZM79 219H81V220H79ZM133 219V220H132ZM217 219H218V221H217ZM32 220H34V221H32ZM77 220V221H76ZM83 220V221H82ZM89 221V222H87V221ZM92 220L93 221H95L94 222V224H91V226H89L90 225V223H92ZM143 220V221H142ZM145 220V221H144ZM32 221V222H31ZM80 222V224H78L77 222ZM87 223H86V222ZM134 221V223H132ZM135 221H136V223H135ZM261 221V222H260ZM142 222V223H141ZM145 222V223H144ZM148 222V223H147ZM150 222V223H149ZM131 223L132 224H134V225H132V227H131ZM140 224L141 223V225H143V226H139L138 224ZM73 224V223H72ZM123 224H122V226H123ZM148 224V225H147ZM149 224H151V227L149 226ZM251 224V225H250ZM79 225V226H78ZM82 225V226H81ZM86 227H84V226ZM136 225V227H134ZM147 225V226H146ZM72 225H71V227H73ZM126 226L128 227V228H126ZM130 226V227H129ZM256 226V227H255ZM140 227H143V228H140V230H145L146 232H144L143 233V231H141L140 232V230H139V228ZM147 227V228H146ZM81 228V229H80ZM83 228V229H82ZM88 228H90V229H88ZM138 228V229H137ZM150 228V229H149ZM196 228V229H195ZM140 232H138L137 230ZM84 230H86V231H84ZM122 230V229H121ZM131 230V231H130ZM195 230V231H194ZM75 230H72V232H74L75 233V235L77 234V232H76ZM82 231H84V233L82 232ZM134 232L135 231V233L133 234V235H130L131 234V232ZM86 232V233H85ZM95 232V233H94ZM151 232H153V235L151 234ZM73 233V234H74ZM93 233V234H92ZM142 233L143 234H145L144 235V237H142ZM242 233V234H241ZM85 234H87V235H85ZM125 235H126V232L124 233ZM123 234V235H124ZM139 235V236H137L136 237V235ZM148 234H151V235H148ZM74 235V236H75ZM77 235H79V234H77ZM83 235V236H82ZM126 235V236H127ZM147 235V236H146ZM80 236H78V237H80ZM86 236V237H85ZM149 236V237H148ZM11 237H13L12 238V240L15 242L14 243V245L16 244L17 245V247L15 248V249H19V250H21V249H24V247H22V246H24V242H22V240L19 238V236L17 237V236H14V234H12V236H10V239H11ZM77 237V236H76ZM84 237V238H83ZM124 237V236H123ZM148 237V240L147 239H145V238H147ZM15 238V239H14ZM18 240H17V239ZM92 238H93V240H94V238H95V242H92L93 240H92ZM122 238V237H121ZM142 238V239H141ZM248 238V239H247ZM79 239V238H78ZM145 240V241H141V240ZM250 239H251V241H250ZM91 240V241H90ZM99 240V239H98ZM123 240V239H122ZM147 240V241H146ZM88 241V242H87ZM125 241V240H124ZM127 241V240H126ZM140 241H141V243H140ZM252 241V242H253ZM22 242V243H21ZM90 242V243H89ZM129 242V241H128ZM143 242V243H142ZM145 242H146V244H145ZM209 242V241H208ZM84 243H87V244H84ZM97 243H99V244H97ZM245 243H247V244H245ZM12 244H13V242H12ZM22 244V245H21ZM95 244V245H94ZM129 244V243H128ZM132 244H129L130 246L132 245ZM142 244V245H141ZM98 245H99V247H98ZM137 245H138V248H136L137 247ZM245 245H247L246 247H245ZM88 246V247H87ZM90 247H92V248H90ZM95 247V248H94ZM98 248V249H97ZM128 248H130V247H128ZM127 248V249H128ZM87 249H90V250H88L87 251ZM93 249V250H92ZM124 249V247L122 246V250ZM132 249V248H131ZM83 250L85 251V256L87 255V257L88 256H90V257H94V259H90V257H85L84 255H81L80 256V251H82V253H83ZM97 252H96V251ZM126 250V249H125ZM96 252V254L97 255H95V252ZM128 251H130V250H128ZM127 250H126V252L125 251H123L124 252V254H126V255H130V254H128V253H130V252H128ZM133 251H134V248H133ZM171 251V252H170ZM120 252H122V251H120ZM128 252V253H127ZM81 253V254H82ZM90 253H92V255H90ZM10 254V253H9ZM9 254H7V257H9V261L11 260V262H8L7 260V257L6 256H2V257H0V259H5L9 264H16L15 263V261L13 262V255L12 254H10V256H8ZM94 254V255H93ZM101 254L102 256H99V255ZM123 254V256L122 257H120V259L118 260L119 261V263L120 264H129L128 262H130L129 260H127L128 258H127V256H125ZM158 254V258L156 257V255ZM160 254V255H159ZM162 254V255H161ZM144 255V256H143ZM163 255H165V256H163ZM12 256V257H11ZM69 257H66V258H64V260H63V258L61 259V262H60V264H65L66 262H67V264H69L70 263V261L69 260H73L74 261V258L71 256V255H68ZM71 256V257H70ZM78 256V257H77ZM84 256V257H83ZM96 256V257H95ZM99 256V257H98ZM104 256V257H103ZM140 256V257H139ZM143 256V258H141ZM202 256V257H201ZM6 257V258H5ZM80 257V258H79ZM107 257V259H105ZM126 257V258H125ZM164 257V258H163ZM169 259H167V258ZM227 257V256H226ZM226 257H221L220 259H219V261H217V263L216 264H222V263H229V264H257V262L255 261V259H252V260H237V261H233L232 260V258H231V260H226ZM69 258H71V259H69ZM73 258V259H72ZM79 258V259H78ZM85 258H87V259H85ZM96 258H97V260H96ZM122 258H124V260L122 261ZM163 258V259H162ZM69 259V260H68ZM98 259H100V260H98ZM105 259V262L103 261V260ZM136 259V260H135ZM166 259V260H165ZM68 260V261H67ZM74 261V263L75 262H77V261ZM92 262H91V261ZM107 260V261H106ZM111 260H113L112 262H110ZM126 260V262H124ZM163 260V261H162ZM121 261L123 262V263H121ZM128 261V262H127ZM164 261L166 262V263H164ZM194 261V260H193ZM91 262V263H90ZM130 263V264H131ZM195 263V262H194ZM200 263V262H199ZM71 264V263H70ZM78 264H80V263H78ZM115 264H116V262H115ZM145 264H147V262L145 263ZM264 264V263H263Z\"/></svg>",
	"mask_w": 264,
	"mask_h": 264
},
{
	"label": "crops",
	"instance_id": "0c3cea01",
	"mask_svg": "<svg viewBox=\"0 0 264 264\" xmlns=\"http://www.w3.org/2000/svg\"><path fill=\"white\" fill-rule=\"evenodd\" d=\"M230 188L234 189L241 196L242 201H251L255 196L257 185L250 179L238 178L230 184Z\"/></svg>",
	"mask_w": 264,
	"mask_h": 264
},
{
	"label": "water",
	"instance_id": "95a60500",
	"mask_svg": "<svg viewBox=\"0 0 264 264\" xmlns=\"http://www.w3.org/2000/svg\"><path fill=\"white\" fill-rule=\"evenodd\" d=\"M238 179V177H235V180H237ZM254 179V178H253ZM248 202H250V201H243V207H244V213H245V215H248V213L249 212H253V207L255 208V206L253 205V203L251 202V205L250 206H248Z\"/></svg>",
	"mask_w": 264,
	"mask_h": 264
},
{
	"label": "trees",
	"instance_id": "16d2710c",
	"mask_svg": "<svg viewBox=\"0 0 264 264\" xmlns=\"http://www.w3.org/2000/svg\"><path fill=\"white\" fill-rule=\"evenodd\" d=\"M245 177H247V176H238L239 179H242V178H245Z\"/></svg>",
	"mask_w": 264,
	"mask_h": 264
},
{
	"label": "built area",
	"instance_id": "2783aa9c",
	"mask_svg": "<svg viewBox=\"0 0 264 264\" xmlns=\"http://www.w3.org/2000/svg\"><path fill=\"white\" fill-rule=\"evenodd\" d=\"M230 259H231L230 257H228V256L226 257V260H230ZM225 264H226V263H225Z\"/></svg>",
	"mask_w": 264,
	"mask_h": 264
}]
</instances>
